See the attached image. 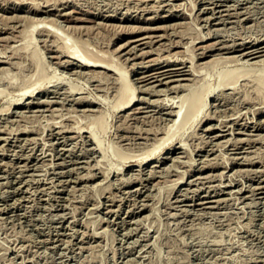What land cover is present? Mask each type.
Masks as SVG:
<instances>
[{
  "label": "rangeland",
  "instance_id": "374dc122",
  "mask_svg": "<svg viewBox=\"0 0 264 264\" xmlns=\"http://www.w3.org/2000/svg\"><path fill=\"white\" fill-rule=\"evenodd\" d=\"M24 1H26V2H24ZM34 1H35V4L40 3L39 7H42L43 10L45 9L48 12L46 11L44 13L40 12V13L35 14L33 11H31L35 7ZM141 1H143V2H141ZM169 1L168 0H157V1L156 0H145V1L144 0H132V1L131 0H0V51H2V49H3V51H6L5 52L6 54L2 51L5 55L2 52H1V54H3V55H0V108L1 107L3 108V109L1 108L3 113L0 111V116H1L0 125L3 126V128H0V130H1L0 131L1 132L0 133V135H1L0 136V139H1L0 145L4 146V147L0 146V148H1L0 149V157H1L0 158V166H1L0 167V193H1L0 194V199H1L0 200V264H264V206H263L264 204H262V203H264V201H263L264 200V190H263L264 188L254 189L255 187H257L259 185H264V184H262V183H264V176H263L264 175V169H263L264 157L262 156V155H264V123H263L264 118H262V117H264V113H260V114L259 113L256 114V112L251 113L252 109H253V111L255 110L254 106L253 105H249V106L244 105L245 107L244 106L243 107L246 109V111H245V109L242 110L243 109L242 106H240L241 107L240 111L241 112L244 111L242 114L246 113L247 115H243V119L241 121L240 120H237V121L236 120H227V121L226 120H220L219 121L220 117L222 119H224V117L221 115L219 117L217 116L218 120L217 119L216 120H209V121L203 122V123L198 122V120H190L189 122H187L185 124L184 123H180V124L177 123L176 124V122H178L177 119L179 120V118H180V113H179L178 114L179 116H177V119L175 120L176 122L172 126L171 122H173L172 121L173 118H171V117H174L173 114L172 115L170 114L169 116H167V114L163 113V110L160 109V106H158L159 105L158 102L163 101V99L160 96H162V97L165 96L164 100H168V101L171 99V97H173V99H175L178 96V99H179V97H181L182 94H184V92L188 90V88H186V87H189L187 83H190L189 85H192V87H194V84H195V86H197L200 83H204V85H206V82L210 83V84L216 83V81L218 80V77H216L217 73L213 72V69L209 70L207 67H203L205 70V71H203V73L204 72L207 73V74L204 73V76L202 73L199 75L195 72H197L196 70H199V69L201 71L199 70L198 72H202L203 68L201 67L198 69V67H199V64L201 65V62L204 59H207V58L211 59V57L215 58L213 56L214 55L216 56L217 54L219 55V53L221 54V56L219 55L221 57L220 60L224 59L225 56L228 54H229V56L233 55L234 53L238 54V51H227L226 49H221L220 47H221V45H223V43H224V45H227V44H229L228 42H230L229 45H233V44H237V43H241V42L252 43L253 41L254 42L261 41L264 37V0H245L246 2L244 0H240L239 1L240 3L237 2L238 4H236V2L234 0H233V2H235V3H233L232 0L224 1V3L222 0L221 1L220 0H204V1L203 0H200V1L199 0H169ZM193 1H196V2H194V4H193ZM43 2H44V4H43ZM138 2L140 4H138ZM165 2H166V5L168 4L167 6L165 5ZM176 2L178 3V5H177L178 7L176 6V4H177ZM220 2H222L223 4ZM24 3H26V4H24ZM45 3H47V5ZM61 3H63V4L60 6ZM179 3H181V5H179ZM212 3H214V4H212ZM243 3H244V5H243ZM50 4H52V5H50ZM151 4H153V5L150 6V9H149L148 6ZM155 4H156V6H155ZM172 4H174L176 6V8ZM192 4L194 5V8H195L194 11H192L193 8H190V7H193ZM219 4H220V6H217ZM141 5H142V9H141ZM211 5L213 6V10H212ZM224 5L226 6L225 8L222 7ZM51 6H52V10H51ZM77 6H79V7H77ZM153 6L155 7V10H154ZM157 6L160 9L159 8L157 9ZM172 6L174 7L173 10H172ZM231 6H232V8L230 9L229 7H231ZM14 7L16 8L15 10H13ZM46 7H47V9H46ZM143 7H146V8H143ZM167 7L171 8V10L168 9ZM233 7H235V9H233ZM243 7H245L246 9ZM29 8H30V10H29ZM200 8H202V11ZM8 9H9V11H8ZM181 9H183V10H181ZM190 9H191V11H190ZM237 9H238V11L239 10L240 11L238 12ZM247 9L249 11H247ZM56 10H57V12H56ZM68 10H70V11H68ZM125 10H127V11H125ZM50 11H52V12H50ZM100 11H102V12H100ZM141 11H142V13H141ZM173 11H174V13H173ZM221 11L222 12L224 11L225 13L224 12L222 13ZM230 11L232 12V14L230 13ZM29 12H30V15H28ZM65 12H67V13L65 14ZM88 12H90V13H88ZM154 12H155V14H153ZM190 12L191 13L193 12V13L190 14ZM195 12H199V13H197L198 15ZM219 12H221V13L219 14ZM14 13H16V15L18 13H20L23 16L20 15L21 16L20 17L19 14L16 16V15H14ZM156 13H159V14H156ZM212 13L214 14L215 17L213 16ZM234 13H236V17H235ZM238 13H239V15H238ZM32 14H34V15H32ZM12 15L16 16V17L12 18L13 17ZM24 15L26 17V20L24 18ZM31 15L33 17L35 16L34 19L36 17L40 18L42 16H43L42 18H46L47 16L49 18L55 17L57 25L62 30V31L61 30H59V31L65 35L68 44H70L71 46L76 47V49H78L77 54L79 53L82 55V54H84V51H86V50H88V51L90 50L89 52L96 50V51H98V52H96V54L103 55L106 58H110V56H111L113 58V60H115V63H117L118 60H121L120 62L117 63V66L122 67L123 65H126V67L124 66L122 68H125V70L128 69L127 72L129 74L126 72L128 74V77L130 75V77L132 78L131 81L132 82L135 81L134 83H136L135 84L136 90H137L136 91V94H137L136 100L139 101V103H137L136 106H138V104H139V106H145L144 107L145 111L137 112L135 115L136 118H134V120L129 121V123H128V120H124V121L120 120V122H119V118L117 116L120 113H122L123 111L119 112L113 106V104L115 102L114 93L117 90L116 88H118V86L116 84L119 85V83H118L119 81H117V79H115V76L116 75L118 76V73H119L118 70L116 69V71L114 70V73H110L111 76H109V77L106 76L107 79L111 78V79H109V81L108 80L106 81L105 77H102V76H99L100 78L102 77L101 79L100 78L94 79L92 77L93 75H92L91 70L89 71V69H87V68H83V67L77 68V66L75 64H68V66H65L67 64V63H65L67 56L59 54V52L56 51L54 48L49 49V48L44 47L41 42L45 38V36L44 35L40 36L38 33H36L35 30L32 32V35L36 38V43L38 42V44L41 45V46L38 45V47L39 48L41 47L40 49L42 51L44 49L46 51V52L43 51V52H45L44 54L46 55L45 56L43 54L44 57H46V58H44V59H46L45 61L50 59L49 60L50 62L49 61L46 62L47 63V71L50 73V75H56L57 77L63 78L64 81L62 83H59V84H61L60 85L61 87L59 85L57 88L54 86H50L48 92L46 91V92H42V93H38V94H33L32 97L30 96L31 98H29L27 96L23 97L24 98V99H22L23 104L21 103V105H23V107H18V108L11 107L10 108L11 110L10 109H8V111L5 110L4 106L9 101L19 97V90L16 89V85L21 84V83H27L29 80H31L29 78H32V79L34 78V74L32 72L35 70V67L32 65L31 61L28 60V58H26L23 55H19L20 53H22L21 51L25 50V49L21 50V48H22L21 46H23L24 43L26 44L28 41V38H27V41L25 39V42H24L23 38H21V36H22L21 33L23 32V30L25 28H27V26H29L32 23L31 20H34L31 17ZM65 15H67V17ZM103 15H105V16H103ZM150 15H152L154 17H152ZM201 15L203 16V18H201ZM206 15L208 17L205 18L204 16H206ZM27 16L29 19H27ZM195 16H196V18H195ZM197 16H198V18H197ZM199 16H200V19H199ZM245 16H247V17H245ZM18 17H19V19H16ZM217 17H219V19ZM220 17H221V19H220ZM8 18H10L11 20H9ZM83 18H85L86 20ZM193 18H195V19H193ZM241 18L242 19L244 18L243 20H245V21H243ZM226 19H229V20L226 21ZM29 20L31 21V23ZM219 20H221V21H219ZM232 20H234L237 23H235ZM26 22H28L29 24L27 23V25H25V28H24L23 23L26 24ZM98 22H99V24H98ZM212 22H214V23H212ZM7 23L8 24L10 23L9 24L10 26ZM12 23H15V24H12ZM11 24H12V27H11ZM128 24L132 25L131 28L134 27L136 29L133 28L134 29V31H133V29H130V26L127 27ZM213 24H215V25H213ZM21 25H22V27H21ZM139 25H140V28H139ZM200 25H201V27H199ZM225 25H227V26H225ZM5 26H7V27H5ZM206 26L208 28H206ZM216 26H218V27H216ZM14 27H16V28L14 29ZM20 27L22 28V31H21ZM144 27H145V29H144ZM156 27H158V28H156ZM214 27H216V28H214ZM225 27H226V29H225ZM12 28H13V31H12ZM19 28H20L21 32L19 31ZM219 28L222 30H220ZM17 29H18V31H16ZM200 29H201V31H200ZM208 29L209 30L211 29L210 31L212 32L210 34L211 35L210 38H208V40H201L200 36H203V34H204V36H206L207 33H210V31ZM215 29H217L216 32H215ZM205 30L207 33L205 32ZM219 30H220V32H218ZM11 31H12V34L10 33ZM202 31H204V33ZM13 32L14 33L16 32L15 33L16 35H14ZM18 32H20V33L18 34ZM213 32L216 34H214ZM146 33L148 34V35H145V39H146L145 41H147V43H145V42L142 43V41H144L143 40L144 38L142 40H136V41L134 40L136 37L138 38L139 36H144L143 34H146ZM197 33H198L199 37L196 38V36H197L196 35L195 38H193L194 35ZM240 33H241V35H246L247 38H249V40H246L247 39L246 36L245 37L240 36ZM159 34L161 36L160 38L157 37V36H159ZM212 34H213V36H212ZM221 34H223V35H221ZM258 34H259V36H258ZM7 35H8V37L10 36L11 39H10V37L4 38V36L6 37ZM149 35L152 37L151 40H150L151 37ZM152 35H154L155 37ZM12 36H14V37H12ZM221 36L223 39H221ZM226 36H227V38H226ZM256 36H258L259 38ZM260 36L262 37V39ZM16 37H18V38L16 39ZM19 37H20V39H19ZM180 37H183V38L181 39ZM206 37H209V36L207 35ZM254 37H255V39H254ZM12 38L14 40H12ZM132 38H134V39H132ZM169 38H171L172 40L176 39V40H173L174 44L172 41H170L171 39L168 40ZM191 38H192V40L194 39L193 40L194 42H191ZM216 38H218V39H216ZM244 38H245V41H243ZM128 39H130L131 41ZM195 39H198V40H195ZM219 39L221 41H219ZM230 39L232 41H230ZM19 40H21V41H19ZM178 40L184 41V43L183 42L181 43V41L179 42ZM215 40H217L216 44L218 46L215 44V46L213 48V52L212 51L209 52L205 58H199V55H198V53L200 52L199 50H202L199 47L206 45L204 43H207V44H208V42L209 43H211V42L215 43ZM240 40H242V41L239 42ZM13 41H16V42L18 41V42L16 43ZM177 41L179 42V44H177ZM250 41H252V42H250ZM123 42L125 45L122 44ZM136 42H138V43H136ZM20 43H21V45H20ZM134 43L136 46H134L133 49L136 47L134 50L136 53H138V55L136 54L137 56H135V52L131 47L132 46L131 44H134ZM150 43H151V45H150ZM185 43H188V44L191 43L190 44L191 47L186 44L187 45V48H186ZM119 44H121L123 46H121ZM14 45H16V46L14 47ZM117 45H119V47H117ZM195 45H196V48L193 47ZM197 45H198V48H197ZM9 46H13L14 48L19 46L17 48V51L18 52L20 51V52L18 53L16 51V49H14L13 47H12L13 49L10 47L11 48V50H10ZM42 46H43V48H42ZM152 46H154L155 49ZM167 46H168V48H167ZM6 47L8 48V50ZM117 48H120V49L116 50ZM130 48L132 49V51L129 50ZM151 48H153V49H151ZM162 48L163 49L165 48L164 49L165 51ZM184 48L186 49V51L189 48L187 53L189 51H190V54H192V53L194 54V52H197V53H196V55L192 54L193 56L191 55L192 56L191 57L190 54L187 55L186 51H184L185 50ZM18 49H20V50H18ZM125 49L128 51H126ZM159 49H160L159 52H153V50L157 51ZM178 49H180L179 51L181 53H182V51H184L183 53H185L186 55L179 53L177 51ZM111 50H113V51H111ZM141 50L143 52L144 51H146V52L142 53ZM175 50L177 51L176 54H175V52H176ZM191 51H193V52H191ZM11 52H13V54ZM116 52L120 54V55L118 54V56H117L118 60H116L117 59V57L115 56V55H117ZM7 53H9L10 56ZM94 53H95V51H94ZM100 53H102V54H100ZM146 53H147V55H146ZM153 53H155V54L158 53L160 55L157 54L156 56H158V57H156L155 54H153ZM57 54H59V55L56 56ZM111 54H113V55H111ZM133 54H134V56H132V58H131L130 56ZM142 54H145V55L143 56ZM164 54L166 55V58H173V59L176 58L177 56H181V55L185 56L186 59L184 58V56H181L182 58L181 57L176 58L178 60L179 59L185 60L184 61L185 63H183L185 65L182 68L183 70H182L181 74L165 77L162 79V81H160L158 79H157V81L150 79V80H152L150 82V81H139L138 79H135V78H137V76H139V74H141L139 72H143V71L147 70L148 68H151V67H146L147 65H149L148 63H153L154 59L158 60L157 58H159L158 61H161V59H162L161 55H164ZM168 54H169V56H172V57H168L167 56ZM16 55H18V56H16ZM165 55L163 56V59H164ZM19 56H21V57H19ZM22 56H23V58H22ZM113 56H115V57H113ZM119 56L121 59L119 58ZM186 56L190 57V58L187 59ZM219 56H217V58H220ZM55 57H58V58H55ZM129 57H130V59H129ZM153 57H156V58H153ZM226 57H228V56H226ZM5 58L8 61H6ZM125 58H128L127 60L129 62ZM191 58H193V59L195 58L196 61H195V59L191 60ZM1 59H3V60H1ZM12 59H13V61H12ZM58 59L60 62L58 61ZM143 59H145V60H143ZM124 60H126V61H124ZM139 60L141 62L142 61L143 62L141 63V62H139ZM199 60H201V62H198ZM56 61H58V62H56ZM61 61H63V62H61ZM88 61H90V60H88ZM122 61L125 62V64L122 65L121 64V63H123ZM250 61L254 62L253 59ZM13 62L15 64H13ZM134 62H135V65L133 64ZM220 62L223 63L222 61H219V63ZM259 62H260L259 60L255 61V63H259ZM221 63H220V65L217 64L218 66L216 65L217 69H218V67L220 68V67H225V66H231L234 64V63L232 64V62L226 63L227 65L225 63L224 64H221ZM194 64L195 65L198 64L195 66V67L198 66L196 69H195V67H193ZM191 65H192V69H191ZM127 66H128V68H127ZM1 67H3V68H1ZM81 68H83V69H81ZM189 68H190V70H189ZM216 68H214V69H216ZM74 69H76V70H74ZM77 69H78V72H76ZM134 69H136V70H134ZM185 70H186V72H185ZM147 72H149V70L146 71V73ZM83 73H85V74H83ZM87 73H89V74H87ZM192 73H193L194 77L196 75V77L198 78L197 80H196V78L193 79V75H191ZM99 74L101 75V73H99ZM90 75H92V76H90ZM112 75H113V77H112ZM175 76H177V77H175ZM201 76H203L204 79H202ZM170 77H171V79H173L175 77L174 78L175 80L174 81L171 80V81L167 82V80H169ZM97 79L98 80L100 79L99 80L100 82L97 81ZM189 79H190V82H189ZM194 80L199 82V84H197ZM198 80H201V81H198ZM111 81H113V82H111ZM164 81H166V82H164ZM177 82H178V84H177ZM182 82L184 84H186L187 86L186 87H185V85L182 86L183 85ZM13 84L15 85V87ZM49 84H52V82ZM154 84H155V86H154ZM174 84L179 85L178 87H180V88L178 90L171 89L172 88L171 86H175ZM70 85H73L74 87H78V88L77 89L75 88L76 90L75 89L69 90ZM139 85L141 86L140 88H138ZM149 85H153L154 88H153V86H149ZM166 86L167 87L170 86V87H168L169 89L166 88ZM113 87H115V88H113ZM163 87L166 88L167 90H165V89L161 90V89H163ZM148 88H150V89H148ZM155 88H157V89H155ZM158 89H159V91L161 90L160 93H159V91H157V93H156V90H158ZM153 90H155V91H153ZM143 91H145V92H143ZM165 91H166V93L169 92V94L168 93L166 94ZM153 92H155V94ZM57 94H58V96H57ZM72 94L74 96L75 95L76 96L74 97ZM172 94H174L176 96H174ZM180 94H181V96H180ZM62 95H64V96H62ZM158 95H160V96H158ZM168 95L170 96V98ZM65 96L67 97L66 99H65ZM80 96H84V97H86V99H89V97H90V100L96 99L97 101L95 100L96 102H93V103H89V102L79 103L76 101V98H78ZM47 97L49 99H51V97H52L53 100L51 99L52 101L51 100L49 101V99ZM53 97H55V98H53ZM156 97L159 99H156ZM44 98H46V99H44ZM72 98H74V100ZM55 99L57 100L58 103L55 102L56 101ZM150 99H151V101L152 100L153 101L156 100V101H154L152 103V102H150ZM39 100H40V102L42 100L43 101L47 100V101H49L50 104L47 101H46L47 104H46V102L40 104ZM175 100H177V99H175ZM207 101H211L212 105L214 103L218 102V100L213 101V98L211 96H209L207 98ZM227 101H228V103H227ZM37 102H39V104ZM225 102L226 103L223 104V106L229 107L228 108L229 110L227 109V107L222 108L223 106H219L220 108L219 107L216 108L217 111H219L218 109H220L219 113H222L221 109H224V111L226 110L227 112H231L233 110V107L235 106L234 107V109H235L238 105L237 103L235 104V102L233 100L232 101L226 100ZM61 103H62V105H60ZM230 103L232 105V109L230 107L231 106ZM50 105H52V106H50ZM177 105H178V103H177ZM257 105L261 106V104H255V106H257ZM46 107H49L50 109H48V108L46 109ZM99 107L102 108L106 112L107 126H106L105 130H100V131L98 130L97 136L99 138L98 140L100 142L101 148L95 150L93 148L94 146L99 148L98 145H96V142L93 143V141H91V139H89L87 137V135H88L87 132L83 133L81 130H79V128L82 126V124L83 125L86 124V119H89V121H90L91 120L90 118L92 115L95 116V114H97L96 112L102 110V109H98ZM61 108H62V110H60V112H59V109H61ZM177 108L178 107H176L174 109L176 110ZM31 109L35 113H33ZM40 109H42V110L39 112ZM54 109H55V111H54ZM95 109H96V111H95ZM236 109H239V107H237ZM21 110H23V111H21ZM83 110L85 113L83 112ZM149 110H151V111H149ZM5 111L8 113H6ZM91 111H92V114H90ZM161 111H162V114H161ZM240 111L236 114L241 113ZM21 112L26 113V115L21 113ZM42 112H44L46 115L43 114ZM54 112L56 115L53 114ZM58 112L60 113V114H58L59 117H61L60 116L61 113H62V116H63V113L66 115L64 116V118L63 117L59 118L57 115ZM148 112H150V113L148 114ZM18 113H20V114H18ZM81 113H83L84 116H82ZM88 113L90 116L88 115ZM143 113L146 115L148 114V115L146 116ZM159 113L161 115V117H159V119L161 121L158 120ZM28 114L30 116H34V115L37 116L38 115V117L34 116V118H32V117L29 118ZM42 114L45 117H43ZM236 114L234 116H236ZM252 114H254V115H252ZM67 115L70 118L67 117ZM85 115H87L86 117H88V118H86ZM151 115H152V117H151ZM153 115H154V117H153ZM24 116L25 117L27 116L29 118V120L27 117H26L27 121L24 120L25 119ZM51 116H52V120H51ZM93 116H92V118H93ZM141 116L142 117L144 116V120H143V118H141ZM155 116H157V117H155ZM165 116H167V117H165ZM11 117H12V121H10ZM49 117H50V119H49ZM247 117L248 118L252 117V119L249 118L250 120H248ZM138 118H140V119L138 120ZM162 118H163V120H162ZM244 119H245V121L247 120L248 123L245 122ZM14 120H17V121H14ZM18 120H20L21 122ZM50 120L52 122H53V120H55V122H57V123H55V122L52 123ZM165 120H168V121L165 122ZM262 120H263V122H262ZM9 121H10V123H8ZM60 121H62L63 124L65 122L64 125L68 126L69 128L71 126H73V127H71L72 130L65 132V135H64V133H58L57 134L55 131L56 129L52 130L50 125L51 124H53V125L58 124L59 125ZM89 121L87 120L88 123H89ZM169 121H170V123H169ZM231 121H234V122H231ZM5 122H6V125L4 124ZM16 122L17 123L20 122L21 125H20V123L17 124ZM124 122L127 124H125ZM139 122H140V125H139ZM197 122L200 124H198ZM213 122L215 123V125L213 124ZM218 122H220L221 125H219L220 123H218ZM22 123H25V124H23V126H22ZM62 123H60V124H62ZM77 123H82V124H78L79 128H78V125L76 128L75 124H77ZM229 123H230V127H229ZM232 123H233V125H232ZM245 123H247V124H245ZM163 124H165V125L168 124L171 126L170 130H169L170 132H168V134L169 133L173 134V136H172L173 141L172 142L175 144V146L177 147L178 145L183 144L184 145L183 147H185V150L183 148H178L173 154L172 153H165L167 150L168 144H170V141L168 142L167 140H165V141H167L166 143H168V144L166 145V143L164 141V143L162 145L164 147V149L162 151H160V152H162V153H160V155L167 154L168 157L166 158V160H164L163 162H159V163H157V161H152V164L150 162L147 167H144V168L140 167L138 165L139 159H141V157H145V155L147 154L146 151L149 150L151 147L153 148L155 146V144L158 145L160 142H162L164 140V137L167 138L170 135V134L167 135L166 134L167 132L162 129V127L165 126ZM255 124L257 127L255 126ZM4 125L8 126V128H11V129H12V126L14 125L13 127H14L15 132H11L12 130L8 129ZM25 125L29 126V128L25 127L23 129V127ZM48 125L50 126V128ZM133 125H134V127H133ZM135 125L138 128L135 127ZM217 125H219V126H217ZM226 125H228V126H226ZM262 125H263V127H262ZM2 126H0V127H2ZM16 126L18 128L20 126L22 127V128H19L22 133L19 131V129ZM30 126L34 127V128L33 127L31 128V131H33V132L30 131ZM127 126H129V127H127ZM147 126H150V127H148L149 131L147 130L148 128H145ZM203 126L205 127L204 130L202 128ZM207 126L210 127V129L207 130ZM125 127H127V128H125ZM152 127L154 128V130ZM157 127H159V128H157ZM165 127H168V126H165ZM165 127H163V128H165ZM198 127H199V129H198ZM224 127H226V128H224ZM238 127H239V130L236 129ZM4 128H7L8 130L4 131L5 130ZM143 128H145V129L143 130ZM25 129L27 130V132ZM33 129H35L36 131H34ZM156 129H158V130H156ZM165 129H167V128H165ZM231 129H233V130H231ZM16 130H18V131H16ZM242 130H245V131H242ZM248 130H250V131H248ZM76 131H78V132H76ZM136 131H137V133L139 131V133L136 134ZM153 131H155L156 134ZM157 131H159V132L157 133ZM216 131H217V133H216ZM48 132H49V134H48ZM221 132H223V134ZM251 132H253L254 134ZM258 132L261 134V137H260V134ZM25 133H27V135ZM78 133H80V134H78ZM145 133H146V135H144ZM153 133H154V135H153ZM197 133L199 134V136H197L198 135ZM256 133H258V134H256ZM15 134L18 135L19 137L18 136L15 137ZM37 134H39V135H37ZM44 134H45V137H43ZM67 134H69V135L67 136ZM76 134H78V135H76ZM158 134L161 135L160 137L163 136V140H162V138L160 140H158V138H159V136H157ZM210 134H212L211 135L212 139L210 137ZM216 134H220V135L218 136ZM229 134L231 137L229 136ZM234 134H236V135H234ZM56 135L57 136L59 135V136L57 137ZM136 135L137 136L139 135V136L137 137ZM143 135L146 137H144ZM195 135H196V137H195ZM214 135H215V137H214ZM243 135H244V138H245V136H248V137L246 139H244V138H242ZM27 136H29V137L27 138ZM72 136H73V138H72ZM130 136H131V138H130ZM151 136H153V137L157 136L156 138L159 142L155 139V137L154 138L152 137L153 138L152 139ZM237 136H239L241 139H239V137H237ZM255 136L256 137L258 136L257 139L259 141L255 138ZM35 137L37 138V141L39 140V143L36 141ZM46 137H48V138H46ZM121 137H122V139H121ZM200 137H201V139H200ZM4 138L7 139V142L5 141ZM45 138H46V140H45ZM70 138H72V139H70ZM82 138H83V140H82ZM224 138H225V140H224ZM250 138H252V139H250ZM33 139H35V140H33ZM75 139L78 140V142ZM129 139L131 141H129ZM203 139H204V141H203ZM207 139H209V140H207ZM218 139H220L219 140L220 143L222 141L223 145H218L219 142L217 145H215ZM236 139L241 142L238 146L239 148L236 149L237 151L235 149H231L232 145H230L231 142L237 141ZM14 140H16V142ZM22 140H25V141H22ZM168 140H170V139H168ZM247 140H248V142H247ZM42 141H44V142L47 141V143L44 145V142H42ZM62 141H64V142H62ZM212 141H214V142H212ZM226 141H229V142L225 143ZM2 142H3V144H2ZM53 142H54V144H56L55 147H53L54 146V144H52ZM70 142H72V143H70ZM85 142H86V144H84ZM154 142H156V143H154ZM203 142H205V143H203ZM250 142H252V144ZM22 143L24 145H25V143H27L26 145L28 147L30 145H34L36 143L34 145L36 148L34 146H30V148H28L26 145L24 146ZM76 143L78 145H76ZM50 144L53 146H51ZM204 144H205V146H204ZM225 144H227V145H225ZM44 146H45V148H44ZM65 146H66V148H65ZM218 146H220V147H218ZM222 146L224 147V149L222 148ZM244 146L246 149L244 148ZM11 147H12V149H11ZM60 147H62V148H60ZM68 147L70 148V150L68 149ZM75 147H77V148L74 149ZM79 147H81L82 149ZM200 147H202V148H200ZM206 147H208L209 149ZM213 147H216V148L213 149ZM21 148H24L25 150L21 149ZM63 148H64V150H63ZM86 148H87V150H86ZM219 148L222 150L219 151ZM60 149H62L63 151ZM115 149H119L122 151V153H125L124 157H126L127 155H129V156L134 155V156H131L133 158L127 157L126 160H124V162H127V163H125V165H127V166H126V169L123 166V169H121V171L119 172L120 174L116 170L118 167H122V166H120V165H122V158H120L116 155ZM239 149H243V150L239 151ZM249 149L252 150V152L251 151L248 152ZM11 150L12 151L14 150L16 152L13 153ZM40 150L41 151L43 150L42 153H40ZM48 150H49V152H48ZM72 150H75V151H72ZM229 150H231V151H229ZM3 151H5V152H3ZM26 151H27V153H25ZM218 151H219V154L221 152L220 155L218 154ZM223 151L225 152V155L228 152L227 153V155L229 154L228 157H227V155L226 156L222 155V154H224ZM240 152L242 154H244L245 157ZM245 152H247V153L245 154ZM22 153H24V154H22ZM141 153H146V154L142 155ZM251 153L254 154V156L253 155L250 156ZM11 154L14 156H12ZM170 154H171V156H170ZM231 154L233 157L230 158ZM10 155H11V157H10ZM80 155H82V156H80ZM178 155H179V157H178ZM214 155H216V156L214 157ZM236 155H238V156H236ZM44 156L45 157L47 156V157L45 158ZM78 156H79V158L77 159ZM173 156H175V157H173ZM203 156H204V158L202 159L201 157H203ZM222 156L223 157L225 156L224 158H227L224 160L225 161L224 165L221 163V162H223V159H221ZM234 156H236V157H234ZM246 156H249L247 158V160H246ZM49 157H53L52 160H50L51 158H49ZM81 157H82V159H81ZM90 157L93 161H91ZM172 157H173V159H172ZM189 157L190 158L192 157L193 159L192 158L190 159ZM205 157H208V158L205 159ZM216 157H219V158H217V160H216L215 159ZM260 157H262L261 158L262 163H260L261 162ZM243 158H245V159H243ZM26 159H27V162H26ZM45 159L46 160L48 159V160L46 161ZM72 159H73V161H72ZM87 159H90V162ZM179 159L181 160V162L183 160L182 164H181ZM199 159L202 161H200ZM249 159L253 160V162L250 161ZM254 159H256V160H254ZM42 160H44L43 161L44 163H42ZM49 160L51 161V164H50ZM176 160H178V161H176ZM194 160L196 162L198 160L199 161L196 163V162H193ZM207 160H208V162H207ZM227 160L229 162L230 161L231 162L229 163ZM259 160H260V162H259ZM10 161H12V162H10ZM16 161L18 162V164ZM56 161H57V164H56ZM63 161L66 163V165H65V163H63ZM184 161H186V162H184ZM243 161H245V162H243ZM97 162H98V165H97ZM201 162H203L204 164L207 163V164H205V165H207V168L198 172L197 166L201 165ZM210 162L216 163L215 166L213 163H210ZM5 163H7V164H5ZM11 163L14 165H12ZM29 163H31V164H29ZM40 163H42L41 164L42 166L40 165ZM47 163H49L50 165ZM173 163H176L175 164L176 169L173 167V166H175ZM192 163H194V164H192ZM195 163H196V165H195ZM22 164H24L25 166H28V167H25ZM75 164H76V166H75ZM83 164L86 165V167ZM87 164L91 167H89V166L87 167ZM169 164H170V166H171V164H173V165L170 167ZM227 164H229V165H227ZM245 164H247V165H245ZM249 164H251V165L249 166ZM6 165H8V166H6ZM95 165H96V167H95ZM13 166H14V168H12ZM18 166H20L22 169ZM22 166L25 167V169ZM71 166L72 167L75 166V167L72 169ZM225 166H228V167H225ZM237 166L239 167L238 170H237V168H238ZM4 167L5 168L7 167V168L5 169ZM161 167L164 169H162ZM245 167H247V168H245ZM250 167L253 169H250ZM254 167H255V169H254ZM51 168H52V171H51ZM57 168H58V171L55 170V172H54V169H57ZM90 168H91V170H89ZM156 168H157V170H156ZM168 168H170L169 169L170 171H168ZM260 168H261V170H260ZM3 169H5V170H3ZM42 169L45 171V173ZM61 169H64V171ZM138 169L139 170L141 169V170L139 171ZM187 169H188V171L186 172L185 170H187ZM234 169H236V172L234 171ZM258 169H259V171H258ZM10 170H12V171L10 172ZM59 170H60L61 174L59 173ZM96 170H98V171H96ZM148 170H152V171L154 170L155 175L153 174L151 176V173H149ZM222 170H223V172H222ZM253 170H255L256 172L255 171L253 172ZM3 171H4V173H3ZM77 171H80L79 174ZM93 171H95V172L93 173ZM100 171L104 174H102ZM166 171H167V173H165ZM224 171H225V173H224ZM249 171H252L251 172L252 174ZM22 172H23V174H21ZM82 172H84V174L86 173L85 175L83 174L84 177L82 175ZM88 172L90 173V175ZM114 172H115L116 176H115ZM160 172L161 173L164 172V173L161 174ZM232 172H233V175H235V177L232 175ZM91 173H93L94 175ZM181 173H183L185 175H183ZM213 173H215L214 175H216V176H214ZM220 173H221V177H222V175L224 176V178L222 177L223 180L219 176ZM2 174H3V176H2ZM6 174H7V176H6ZM9 174L11 176H9ZM87 174L90 177H88ZM139 174H141L140 176H142V177L144 176V177L141 178L139 176ZM158 174H160V175H158ZM205 174H208L209 178ZM248 174H249V176H248ZM31 175H32V177H31ZM120 175H121L122 179L120 178ZM210 175L211 176L213 175L214 177L213 176L211 177ZM4 176L6 177V179L3 178ZM25 176L28 177V179ZM42 176H44L45 178ZM54 176L58 177V178H55ZM68 176L71 177L73 180L71 178H69ZM74 176H75V178H74ZM122 176L125 177L128 181L125 178H124V181H121V180H123ZM134 176H137L138 179L136 180L137 177H134ZM218 176H219V178H218ZM133 177L135 178L136 182H135ZM181 177H184V178H181ZM32 178L34 180H32ZM35 178H36V181H35ZM50 178H52V179L50 180ZM234 178H236V179L233 180ZM41 179H42V181H41ZM66 179H67V181H66ZM140 179L142 181H140ZM8 180H10V181H8ZM57 180H59V181H57ZM62 180H63V182H62ZM74 180H76V181L78 180V181L76 182ZM95 180H97V181L95 182ZM207 180H209L210 182ZM185 181H186V183H185ZM203 181H204L205 185H204ZM21 182H23L22 185H21ZM52 182H54L55 184L58 182L56 184L57 186H55V184ZM126 182L128 184H125ZM175 182H176V185H175ZM189 182L191 183V185ZM221 182L225 183V185H223V184L221 185ZM240 182H241V184H240ZM4 183H5V185L7 183L8 184L5 186ZM17 183H19V184H17ZM66 183H67V185H66ZM214 183H216V184H214ZM218 183H220V184H218ZM68 184L71 186H68ZM152 184H153V186H152ZM200 184H202L203 187ZM249 184H250V186H249ZM256 184H257V186H256ZM75 185L77 186L78 190L75 189ZM219 185H221V186H219ZM240 185H243V186H240ZM3 186H5V187H3ZM72 186L74 188H72ZM138 186H139V188H137ZM248 186L250 189L248 188ZM55 187H57V188H55ZM149 187H151L150 188L151 190L149 189ZM13 188H15V189H13ZM43 188H45V190ZM50 188H52V189H50ZM60 188L61 189L63 188V189L61 190ZM67 188L69 191L66 190ZM206 188L207 189L210 188L209 191ZM211 188H212V190H211ZM228 188L229 189H235L236 188L238 190L235 189L234 191L233 190L231 191ZM239 188H241V189H239ZM23 189H24V191H23ZM72 189H73V191H72ZM201 189L204 191H202ZM19 190H21V191H19ZM121 190H122V192H121ZM126 190L127 191L131 190L132 192L131 191L127 192ZM137 190L139 191V193L137 192ZM210 190H211V192H210ZM245 190H247V191H245ZM254 190H256L255 193H253ZM42 191H44V192H42ZM260 191H262V192H260ZM3 192L6 194H4ZM130 192L132 194H130ZM257 192H258V194H257ZM9 193H10V195H9ZM14 193L16 196L14 195ZM23 193H24V195H23ZM242 193L244 195H242ZM17 194H18V196H17ZM58 194H60V195H58ZM148 194L150 195V197ZM25 195H26V197H25ZM51 195H53L54 197L52 196V198H51ZM125 195H126V197H125ZM107 196H108V198H107ZM112 196L114 197V199ZM182 196H185V197H182ZM206 196H208V197H206ZM105 197L107 198V200ZM118 197H120L122 199L119 198L120 199L119 200ZM191 197L192 198L194 197V198L192 199ZM197 197H198V199H197ZM217 197H218V199L216 200ZM226 197L227 198L230 197V198L226 199ZM240 197H242V198H240ZM63 198H65V199H63ZM130 198H131V200H130ZM181 198H182V201L177 200V199H181ZM200 198H202V199H200ZM207 198H208V200H207ZM210 198H211V200H209ZM219 198H223V199L219 200ZM255 198L258 200V203H257V200ZM49 199L51 201H49ZM127 199L130 201L127 202ZM108 200H109V203H108ZM118 200L121 201V205L118 202ZM202 200H205L207 202H201ZM218 200H219V202H218ZM234 200H235V202H234ZM236 200H237V203L239 202L238 204L236 203ZM238 200H240V201H238ZM254 200H255V202H253ZM98 201H99V203L101 201V203L99 204ZM110 201L113 203H111ZM170 201H173V202H170ZM197 201H199V202H197ZM7 202H8V204H7ZM12 202H14V204ZM144 202L145 203L147 202V204H145ZM182 202H184V204ZM217 202H218V204H216ZM19 203H21V204H19ZM96 203L99 204L98 207L93 206V205H97ZM177 203H179V204H177ZM9 204H11V205H9ZM26 204H29V205H26ZM59 204H60V206H59ZM63 204H65V205H63ZM84 204H85V206H84ZM131 204H132V206H134V208H132L133 210L131 209V207H132ZM1 205L4 207H2ZM53 205L55 207H53ZM181 205H183V206H181ZM186 205L188 208L186 207ZM10 206H11V208L9 209ZM117 206H119V207H117ZM19 207H20V209H19ZM95 207H96V209H95ZM169 207H170V209H169ZM182 207L184 209H180ZM192 207H195V209ZM12 208H14V209H12ZM17 208H18V210H17ZM27 208H30V209L28 210ZM114 208H115L116 212H115ZM128 208H129V210H128ZM1 209H2V211H1ZM103 209H106V210L104 211ZM138 209H140V210L138 211ZM179 210H181V211H179ZM103 211H104V213H103ZM171 212H172V214H170ZM183 212L185 213V215ZM59 213H60V215H59ZM129 213H130V216H129ZM136 213L138 215H136ZM5 215H8V216H5ZM11 216L14 218H12ZM105 216H106V218H105ZM98 217H99V219H98ZM100 217L105 218V219L100 220ZM72 218H73V220H72ZM136 218L138 219V222H137ZM107 219H108V221H107ZM111 219L114 222L111 221ZM134 219H136V220H134ZM69 220H71V221L69 222ZM122 226H124V228H122ZM63 227H65L66 229ZM129 227L131 228V230L129 229ZM133 228L135 230H137L138 232H136L135 230H134L135 232L134 231L132 232ZM128 229L130 230V232H128ZM123 230H126V231L123 232ZM81 231H82V233H81ZM128 233H130V234H128ZM60 234H61V236H60ZM87 234H89V235H87ZM93 234H96V235L93 236ZM83 235H84V237H83ZM56 236L59 238H57ZM48 238H50V239H48ZM61 238H62V240H61ZM82 238H84V239H82ZM92 238H93V241H92ZM80 239H81V241H80ZM54 245H56V246H54Z\"/></svg>",
  "mask_w": 264,
  "mask_h": 264
},
{
  "label": "bare ground",
  "instance_id": "6f19581e",
  "mask_svg": "<svg viewBox=\"0 0 264 264\" xmlns=\"http://www.w3.org/2000/svg\"><path fill=\"white\" fill-rule=\"evenodd\" d=\"M132 1V0H131ZM145 1V0H144ZM157 1V0H156ZM169 1V0H168ZM200 1V0H199ZM204 1V0H203ZM221 1V0H220ZM223 1V3H224V1H227V0H222ZM235 2H236V4H238L237 2H239L240 0H234ZM245 1V0H244ZM19 2V1H18ZM24 2H26V1H24ZM33 2V1H32ZM59 2V1H58ZM62 2V1H61ZM137 2V1H136ZM141 2H143V1H141ZM147 2V1H146ZM151 2V1H150ZM164 2V1H163ZM170 2V1H169ZM174 2V1H173ZM179 2V1H178ZM194 2H196V1H193V4H194ZM211 2V1H210ZM232 2H233V0H232ZM235 2H233V3H235ZM246 2V1H245ZM16 3V2H15ZM21 3V2H20ZM37 3V2H36ZM42 3V2H41ZM53 3V2H52ZM57 3V2H56ZM153 3V2H152ZM155 3V2H154ZM160 3V2H159ZM162 3V2H161ZM177 3V2H176ZM184 3V2H183ZM220 3H222V2H220ZM222 3V4H223ZM240 3V2H239ZM252 3V2H251ZM250 3V4H251ZM18 4V3H17ZM24 4H26V3H24ZM32 4V3H31ZM34 4H35V1H34ZM40 4V3H39ZM39 4H35L34 6V9L33 10H31V11H33L35 14L36 13H40V12H46L47 10H43V8L42 7H39ZM43 4H44V2H43ZM46 5H47V3H45ZM63 3H61L60 4V6L62 5ZM66 4V3H65ZM137 4V3H136ZM138 4H140L139 2H138ZM142 4V3H141ZM147 4V3H146ZM164 4V3H163ZM192 4V5H193ZM199 4V3H198ZM208 4V3H207ZM212 4H214V3H212ZM231 4V3H230ZM14 5V4H13ZM20 5V4H19ZM30 5V4H29ZM37 5V6H36ZM50 5H52V4H50ZM49 5V6H50ZM55 5V4H54ZM67 5V4H66ZM65 5V6H66ZM69 5V4H68ZM144 5V4H143ZM153 4H151V5H149L148 7H149V9H150V6H152ZM165 5H166V2H165ZM168 5V4H167ZM166 5V6H167ZM171 5V4H170ZM169 5V6H170ZM172 5H174V4H172ZM178 5V3L176 4V6ZM179 5H181V3H179ZM183 5V4H182ZM228 5V4H227ZM243 5H244V3H243ZM18 6V5H17ZM31 6V5H30ZM56 6V5H55ZM136 6V5H135ZM139 6V5H138ZM155 6H156V4H155ZM161 6V5H160ZM175 6V5H174ZM176 6H175V8H176ZM197 6V5H196ZM217 6H220V4L219 5H217ZM239 6V5H238ZM246 6V5H245ZM253 6V5H252ZM5 7V6H4ZM12 7V6H11ZM22 7V6H21ZM28 7V6H27ZM44 7V6H43ZM57 7V6H56ZM77 7H79V6H77ZM178 7V6H177ZM181 7V6H180ZM183 7V6H182ZM200 7V6H199ZM211 7H212V10H213V6L211 5ZM215 7V6H214ZM222 7H226L225 5L224 6H222ZM221 7V8H222ZM251 7V6H250ZM49 8V7H48ZM54 8V7H53ZM58 8V7H57ZM137 8V7H136ZM143 8H146V7H143ZM153 8H154V10H155V7L153 6ZM159 7L157 6V9H158ZM168 8V7H167ZM190 8H193L192 9V11H194L195 10V8H194V5H193V7H190ZM204 8V7H203ZM228 8V7H227ZM226 8V9H227ZM230 9L232 8V6L231 7H229ZM243 8H245V7H243ZM6 9V8H5ZM4 9V10H5ZM16 8L14 7L13 8V10H15ZM26 9V8H25ZM24 9V10H25ZM46 9H47V7H46ZM83 9V8H82ZM140 9V8H139ZM141 9H142V5H141ZM160 9V8H159ZM168 9H170L171 10V8H168ZM167 9V10H168ZM174 9V7L172 6V10ZM201 9V11H202V8H200ZM218 9V8H217ZM229 9V10H230ZM233 9H235V7H233ZM232 9V10H233ZM242 9V8H241ZM246 9V8H245ZM29 10H30V8H29ZM51 10H52V6H51ZM62 10V9H61ZM128 10V9H127ZM127 10H125V11H127ZM138 10V9H137ZM136 10V11H137ZM146 10V9H145ZM166 10V11H167ZM169 10V11H170ZM181 10H183V9H181ZM204 10V9H203ZM216 10V9H215ZM214 10V11H215ZM228 10V9H227ZM8 11H9V9H8ZM63 11V10H62ZM68 11H70V10H68ZM87 11V10H86ZM105 11V10H104ZM124 11V12H125ZM144 11V10H143ZM151 11V10H150ZM157 11V10H156ZM185 11V10H184ZM190 11H191V9H190ZM198 11V10H197ZM200 11V10H199ZM220 11V10H219ZM225 11V10H224ZM223 11V12H224ZM234 11V10H233ZM236 11V10H235ZM237 11H238V9H237ZM240 11V10H239ZM238 11V12H239ZM242 11V10H241ZM247 11H249L248 9H247ZM32 12V13H33ZM48 12V11H47ZM50 12H52V11H50ZM55 12V11H54ZM56 12H57V10H56ZM59 12V11H58ZM100 12H102V11H100ZM222 12V11H221ZM221 12H219V14L221 13ZM222 12V13H223ZM226 12V11H225ZM224 12V13H225ZM64 13V12H63ZM67 12H65V14H66ZM84 13V12H83ZM87 13V12H86ZM88 13H90V12H88ZM109 13V12H108ZM107 13V14H108ZM113 13V12H112ZM115 13V12H114ZM130 13V12H129ZM134 13V12H133ZM141 13H142V11H141ZM144 13V12H143ZM169 13V12H168ZM173 13H174V11H173ZM177 13V12H176ZM184 13V12H183ZM193 13V12H192ZM191 12H190V14H192ZM196 14L197 13H199V12H195ZM230 13L232 14V12L230 11ZM229 13V14H230ZM19 14V16L21 15L20 13H18ZM17 14V15H18ZM27 14V13H26ZM48 14V13H47ZM71 14V13H70ZM105 14V13H104ZM116 14V13H115ZM124 14V13H123ZM153 14H155V12L153 13ZM156 14H159V13H156ZM187 14V13H186ZM189 14V15H190ZM211 14V13H210ZM213 14V13H212ZM235 14V17H236V13H234ZM233 14V15H234ZM10 15V14H9ZM14 15H16V13H14ZM16 15V16H17ZM28 15H30V12H29V14ZM32 15H34V14H32ZM31 15V17L34 19V17ZM60 15V14H59ZM68 15V14H67ZM67 15H65L66 17H67ZM94 15V14H93ZM92 15V16H93ZM97 15V14H96ZM100 15V14H99ZM111 15V14H110ZM113 15V14H112ZM136 15V14H135ZM141 15V14H140ZM143 15V14H142ZM167 15V14H166ZM184 15V14H183ZM188 15V16H189ZM195 15V14H194ZM193 15V16H194ZM198 15V14H197ZM238 15H239V13H238ZM246 15V14H245ZM250 15V14H249ZM11 16V15H10ZM13 16V15H12ZM16 16H13L12 18H14V17H16ZM21 16H23V15H21ZM20 16V17H21ZM38 16V15H37ZM46 16V15H45ZM51 16V15H50ZM103 16H105V15H103ZM133 16V15H132ZM150 16H152V15H150ZM156 16V15H155ZM164 16V15H163ZM182 16V15H181ZM186 16V15H185ZM191 16V15H190ZM213 16H214V14H213ZM220 16V15H219ZM223 16V15H222ZM227 16V15H226ZM232 16V15H231ZM244 16V15H243ZM30 17V16H29ZM39 17V16H38ZM43 17V16H42ZM42 17H40V18H35L34 20H31L32 21V23H31V21H30V25L29 26H27V28H25V25H27V23L28 22H26V24L25 23H23L24 24V30H23V34L21 33V38H23V40H24V42H25V39H26V41H27V38H28V41H27V43L24 45L23 44V46H21L22 48H21V50H24V51H21L22 53H20L19 55H23V56H25L26 58H28V60H30L31 61V63H32V65L35 67V70L32 72L33 74H34V78L32 79V78H29V79H31V80H29L27 83H21V84H17L16 85V89L17 90H19V97H17V98H15V99H13V100H11V101H9L5 106H4V109L5 110H7L8 111V109H10L11 107H13V108H18V107H23V105H21V103L23 102L22 101V99H24L23 97H25V96H27V97H29V98H31L32 97V95L33 94H38V93H42V92H48V90H49V87L50 86H54V87H58V85L60 86L61 84H59V83H62L63 81H64V79L63 78H61V77H57L56 75H50V73L47 71V61H49V60H47V61H45L46 59H44V58H46V57H44V53L46 52L45 51V49L43 50V51H45V52H43L39 47H38V42L36 43V38L32 35V32L35 30L36 31V33H38L40 36L41 35H44L45 36V38L42 40V44H43V46L44 47H46V48H49V49H55L56 51H58L59 52V54H61V55H65V56H67V59H66V61H65V63H67L65 66H68V64H75L76 66H77V68L78 67H83V68H87V69H89V71L91 70V72H92V75H90V76H92L94 79H96V78H100L99 76H102V77H105V79H106V81L108 80L109 81V79H111V78H109V79H107L106 78V76H111V74L110 73H114V70L116 71V69L118 70V76L116 75L115 76V79H117V81H119L118 83H119V85L118 84H116L117 86H118V88H116L117 90H116V92L114 93V98H115V102H114V104H113V106H114V108L117 110V111H119V112H122V113H120L117 117L119 118V122H120V120H122V121H124V120H128V123H129V121H131V120H134V118H136L135 117V115H136V113L137 112H142V111H145L144 110V107L145 106H139V104H138V106H136V104L137 103H139V101L138 100H136V83H134L135 81H131V77H130V75H129V77H128V66H127V70H125V68H122V67H126V65H123V64H125V62H123V63H121L122 65V67H118L117 66V63L118 62H120L121 60H118V54L119 53H117V55H115L116 57H117V59L116 60H118V62L117 63H115V60H113V58L110 56V58H106L105 56H103V55H99V54H96V52H98V51H96V50H93L92 52H89L88 50H86V51H84V54H77V52H78V49H76V47H73V46H71L70 44H68L67 43V39H66V37H65V35L63 34V33H61L59 30H61L60 28H59V26L57 25V23H56V19H55V17L54 18H49L48 16V18L46 17V18H42ZM65 17V18H66ZM98 17V16H97ZM142 17V16H141ZM144 17V16H143ZM152 17H154V16H152ZM205 18L206 17H208L207 15L206 16H204ZM215 17V16H214ZM245 17H247V16H245ZM7 18V17H6ZM24 18H25V20H26V17H25V15H24ZM23 18V19H24ZM59 18V17H58ZM72 18V17H71ZM123 18V17H122ZM140 18V17H139ZM138 18V19H139ZM163 18V17H162ZM182 18V17H181ZM195 18H196V16H195ZM195 18H193V19H195ZM197 18H198V16H197ZM201 18H203V16L201 15ZM211 18V17H210ZM218 19H219V17H217ZM234 18V17H233ZM232 18V19H233ZM251 18V17H250ZM9 20H11L10 18H8ZM16 19H19V17L18 18H16ZM27 19H29L28 18V16H27ZM77 19V18H76ZM83 19H85V18H83ZM147 19V18H146ZM159 19V18H158ZM199 19H200V16H199ZM214 19V18H213ZM220 19H221V17H220ZM225 19V18H224ZM237 19V18H236ZM235 19V20H236ZM239 19V18H238ZM242 19V18H241ZM244 19V18H243ZM242 19V20H243ZM8 20V21H9ZM66 20V19H65ZM74 20V19H73ZM86 20V19H85ZM119 20V19H118ZM227 20H229V19H226V21ZM60 21V20H59ZM70 21V20H69ZM140 21V20H139ZM203 21V20H202ZM219 21H221V20H219ZM231 21V20H230ZM232 21H234V20H232ZM241 21V20H240ZM243 21H245V20H243ZM181 22V21H180ZM199 22V21H198ZM210 22V21H209ZM215 22V21H214ZM214 22H212V23H214ZM218 22V21H217ZM235 22V21H234ZM177 23V22H176ZM182 23V22H181ZM180 23V24H181ZM235 23H237V22H235ZM8 24V23H7ZM10 24V23H9ZM8 24V25H9ZM12 24H15V23H12ZM12 24H11V27H12ZM18 24V23H17ZM29 24V23H28ZM98 24H99V22H98ZM227 24V23H226ZM55 25V26H54ZM126 25V24H125ZM198 25V24H197ZM202 25V24H201ZM201 25L199 26V27H201ZM204 25V24H203ZM211 25V24H210ZM213 25H215V24H213ZM236 25V24H235ZM10 26V25H9ZM128 26H130V29H133V28H131V26L132 25H127V27ZM134 26V25H133ZM208 26V25H207ZM206 26V28H208ZM225 26H227V25H225ZM2 27V26H1ZM4 27V26H3ZM5 27H7V26H5ZM21 27H22V25H21ZM20 27V28H21ZM137 27V26H136ZM198 27V28H199ZM216 27H218V26H216ZM216 27H214V28H216ZM223 27V26H222ZM16 27H14V29H15ZM20 28H19V31H20ZM139 28H140V25H139ZM149 28V27H148ZM151 28V27H150ZM156 28H158V27H156ZM203 28V27H202ZM210 28V27H209ZM213 28V29H214ZM7 29V28H6ZM134 29H136V28H134ZM134 29H133V31H134ZM144 29H145V27H144ZM212 29V30H213ZM218 29V28H217ZM217 29H215V32H216V30ZM220 29V28H219ZM224 29V28H223ZM225 29H226V27H225ZM139 30V29H138ZM148 30V29H147ZM207 30V29H206ZM206 30H205V32H206ZM209 30V29H208ZM211 30V29H210ZM209 30V31H210ZM220 30H222V29H220ZM220 30L218 31V32H220ZM12 31H13V28H12ZM12 31L10 32L11 34H12ZM16 31H18V29L16 30ZM21 31H22V28H21ZM20 31V32H21ZM62 31V30H61ZM132 31V32H133ZM149 31V30H148ZM198 31V30H197ZM200 31H201V29H200ZM20 32H18V34L20 33ZM131 32V31H130ZM171 32V31H170ZM203 33H204V31H202ZM201 32V33H202ZM217 32V33H218ZM222 32V31H221ZM227 32V31H226ZM8 33V32H7ZM9 33V34H10ZM14 33V32H13ZM16 33V32H15ZM14 33V35H16ZM173 33V32H172ZM202 33V34H203ZM207 33V32H206ZM212 32L210 31V33H207V35L209 36V37H206V36H204V34H203V36H200V39L201 40H208V38H210V34H211ZM214 33V32H213ZM171 34V33H170ZM174 34V33H173ZM200 34V33H199ZM214 34H216V33H214ZM236 34V33H235ZM144 36H139L137 39L135 38H132V39H134L135 41L136 40H142L143 38V40L144 41H142V43H147V41H145L146 39H145V35H148L147 33L146 34H143ZM197 35V36H196ZM219 35V34H218ZM221 35H223V34H221ZM262 35V34H261ZM150 36V35H149ZM152 36H154V35H152ZM157 36V35H156ZM195 36H196V38L197 37H199V35H198V33L197 34H195L194 35V37L193 38H195ZM212 36H213V34H212ZM215 36V35H214ZM240 36H246V35H241V33H240ZM239 36V37H240ZM258 36H259V34H258ZM258 36H256V37H258ZM8 37V35L5 37L4 36V38H7ZM10 37V36H9ZM8 37V38H9ZM12 37H14V36H12ZM148 37V36H147ZM146 37V38H147ZM151 37V36H150ZM155 37V36H154ZM157 37H161L160 36V34H159V36H157ZM191 37V36H190ZM224 37V36H223ZM261 37V36H260ZM18 37H16V39H17ZM42 38V37H41ZM40 38V39H41ZM163 38V37H162ZM174 38V37H173ZM181 39L183 38V37H180ZM206 38V39H205ZM226 38H227V36H226ZM225 38V39H226ZM230 38V37H229ZM233 38V37H232ZM231 38V39H232ZM237 38V37H236ZM235 38V39H236ZM246 38H247V36H246ZM259 38V37H258ZM10 39H11V37H10ZM19 39H20V37H19ZM39 39V40H40ZM152 39V37L150 38V40ZM171 38H169L168 40H170ZM216 39H218V38H216ZM221 39H223L222 38V36H221ZM230 39V41H232ZM238 39V38H237ZM254 39H255V37H254ZM261 39H262V37H261ZM8 40V39H7ZM12 40H14L13 38H12ZM38 40V41H39ZM128 40H130V39H128ZM127 40V41H128ZM133 40V41H134ZM149 40V39H148ZM173 40H176V39H173ZM173 40L171 39L170 41H172L173 42ZM194 40V39H193ZM192 40V38H191V42H194ZM195 40H198V39H195ZM246 40H249V38H247ZM9 41V40H8ZM19 41H21V40H19ZM126 41V40H125ZM131 41V40H130ZM153 41V40H152ZM179 42L181 41V40H178ZM177 41V44H179V42ZM188 41V40H187ZM190 41V40H189ZM216 41L217 40H215V43H212L211 41V43H209L208 42V44L207 43H204V44H206V45H204V46H201V47H199L200 49H202V50H199L200 52L198 53V55H199V58H205L207 55H208V53L209 52H213V48H214V46H215V44H216ZM219 41H221L220 39H219ZM225 41V40H224ZM242 40H240L239 42H241ZM243 41H245V38H244V40ZM256 41V40H255ZM13 42H16V41H13ZM18 42V41H17ZM16 42V43H17ZM151 42V41H150ZM154 42V41H153ZM184 43V41H181V43ZM200 42V41H199ZM227 42V41H226ZM235 42V41H234ZM238 42V41H237ZM236 42V43H237ZM250 42H252V41H250ZM127 43V42H126ZM136 43H138V42H136ZM170 43V42H169ZM218 43V42H217ZM229 44H230V42H228ZM233 43V42H232ZM7 44V43H6ZM122 44H124V42L122 43ZM173 44H174V42H173ZM188 46H190L191 47V43L190 44H188V43H185V47L187 48V45ZM193 44V43H192ZM198 44V43H197ZM222 44V43H221ZM226 44V43H225ZM229 44H227V45H224V43H223V45H221V49H226L227 51H238V54L236 53H232L233 55H230L229 56V54L228 55H226V56H228V57H226L225 55V58L224 59H222V60H220L221 59V54L219 53V55L217 54L216 56L214 55L213 57H215V58H212L211 57V59H204V60H202V62H201V60H199L198 62H201V65L199 64V67H198V69L199 68H203V67H207L209 70L210 69H213V72H216L217 74H216V77H218V80L216 81V83H207L206 82V85H204V83H200L199 84V82H197V81H195L197 84H199V85H197V86H195V84H194V87H192V85H189L190 83H187L188 84V86L189 87H186L187 85L186 84H184L183 82V85L182 86H184L185 85V87L186 88H188V90L187 91H185L184 92V94H182V96H181V94H180V96L181 97H179V99H178V96H177V98H175V99H177V100H175V99H173V97H171V99L168 101V100H164V97L165 96H160V95H158V96H160L162 99H163V101H161V102H158V106H160V109L161 110H163V113H165V114H167V116H169L170 114L172 115L173 114V116L174 117H171V118H173L172 119V121L173 122H171V125L173 126V124L176 122L175 120L177 119V116H179L178 114L180 113V118H179V120L177 119V121L178 122H176V124L177 123H187V122H189L190 120H198V122H201V123H203V122H207V121H209V120H216L217 119V116L219 117V116H223L224 117V119H222L221 117V119L219 118V121L220 120H242L243 119V115H247L246 113L245 114H242L243 112H241L240 110H241V107L240 106H246V105H253L254 106V111H253V109H252V112L251 113H253V112H256V114L257 113H264V37H263V39L261 40V41H259V42H252V43H247V42H241V43H237V44H233V45H229ZM18 45V44H17ZM20 45H21V43H20ZM119 45H121V44H119ZM119 45H117V47H119ZM125 45V44H124ZM132 46V49H133V47L134 46H136L135 45V43L134 44H131ZM150 45H151V43H150ZM167 45V44H166ZM184 45V44H183ZM201 45V44H200ZM217 45V44H216ZM220 45V44H219ZM8 46V45H7ZM16 45H14V47H15ZM39 46H41V45H39ZM43 46H42V48H43ZM121 46H123V45H121ZM149 46V45H148ZM169 46V45H168ZM168 46H167V48H168ZM218 46V45H217ZM12 48L13 46H9V48ZM13 47V48H14ZM19 46H17L16 48H14V49H16V51H17V48H18ZM153 48H154V46H152ZM171 47V46H170ZM184 47V46H183ZM193 47H195L196 48V45L195 46H193ZM7 48V47H6ZM11 48H10V50H11ZM12 48V49H13ZM136 48V47H135ZM134 48V49H135ZM153 48H151V49H153ZM158 48V47H157ZM160 48V47H159ZM166 48V47H165ZM164 48V49H165ZM197 48H198V45H197ZM217 48V47H216ZM115 49V48H114ZM113 49V50H114ZM118 49H120V48H117L116 50H118ZM132 49L130 48L129 50L130 51H132ZM133 49V50H134ZM142 49V48H141ZM149 49V48H148ZM155 49V48H154ZM163 49V48H162ZM163 49V50H164ZM183 49V48H182ZM185 49V48H184ZM192 49V48H191ZM194 49V48H193ZM6 50V49H5ZM7 50H8V48H7ZM18 50H20V49H18ZM113 50H111V51H113ZM126 50V49H125ZM147 50V49H146ZM172 50V49H171ZM180 49H178L177 51L179 52V53H181L180 51H179ZM188 50H189V48H188ZM187 50V51H188ZM217 50V49H216ZM2 51H3V49H2ZM0 51V55H3L6 51ZM13 51V50H12ZM15 51V50H14ZM15 51V52H16ZM26 51V52H25ZM48 51V50H47ZM94 51H95V53H94ZM115 51V50H114ZM122 51V50H121ZM126 51H128V50H126ZM160 51V49L159 50H157V51H154L153 50V52H159ZM165 51V50H164ZM169 51V50H168ZM167 51V52H168ZM176 51V50H175ZM177 51L175 52V54L177 53ZM184 51H186V49L184 50ZM184 51H182V53L181 54H185V53H183ZM187 51H186V53H187ZM197 51V50H196ZM219 51V50H218ZM217 51V52H218ZM222 51V50H221ZM224 51V50H223ZM226 51V52H227ZM1 52L3 53V54H1ZM18 52V51H17ZM20 52V51H19ZM18 52V53H19ZM134 52H135V50H134ZM138 52V51H137ZM141 52L142 53H144V52H146V51H142L141 50ZM148 52V51H147ZM151 52V51H150ZM172 52V51H171ZM191 52H193V51H191ZM215 52V51H214ZM216 52V53H217ZM12 54H13V52H11ZM57 53V52H56ZM111 53V52H110ZM115 53V54H116ZM140 53V52H139ZM163 53V52H162ZM169 53V52H168ZM196 53L197 52H194V54L196 55ZM6 54V53H5ZM4 54V55H5ZM7 54H9V53H7ZM11 54V55H12ZM15 54V53H14ZM44 54V55H43ZM59 54H57L56 56H58ZM100 54H102V53H100ZM123 54V53H122ZM138 55V53H136L135 52V56H137ZM150 54V53H149ZM153 54H155V53H153ZM158 54V53H157ZM157 54H155V56L157 55ZM190 54V51L187 53V55H189ZM193 54V53H192ZM192 54H190V56L192 55ZM193 54V55H194ZM231 54V53H230ZM111 55H113V54H111ZM120 55V54H119ZM130 55V54H129ZM143 56L145 55V54H142ZM146 55H147V53H146ZM158 55H160V54H158ZM165 55V54H164ZM164 55H161V61H158L159 60V58H157L158 60H156V59H152L153 60V63H148L149 65H147L146 67H151V68H148L147 70H145V71H143V72H139V73H141V74H139V76H137V78H135V79H138L139 81H152V80H156L157 81V79L158 80H160V81H162V79L163 78H165V77H168V76H172V75H177V74H181V72H182V68L184 67V65L185 64H183V63H185L184 61L185 60H181V59H176L177 57H181V56H184V55H181V56H175L176 58H166V55H165V57H164V59H163V56ZM171 55V54H170ZM186 55V54H185ZM192 55V56H193ZM8 56V55H7ZM9 56H10V54H9ZM16 56H18V55H16ZM23 56H22V58H23ZM46 56V55H45ZM50 56V55H49ZM53 56V55H52ZM115 56H113V57H115ZM125 56V55H124ZM132 56H134V54L133 55H131L130 57L132 58ZM168 57H172V56H169V54L167 55ZM191 56V57H192ZM217 56H219L220 58H217ZM5 57V56H4ZM19 57H21V56H19ZM130 57H129V59H130ZM156 57H158V56H156ZM156 57H153V58H156ZM187 57V56H186ZM196 57V56H195ZM198 57V56H197ZM7 58V57H6ZM6 58H5V60H6ZM10 58V57H9ZM51 58V57H50ZM55 58H58V57H55ZM66 58V57H65ZM64 58V59H65ZM119 58H120V56H119ZM123 58V57H122ZM135 58V57H134ZM144 58V57H143ZM152 58V57H151ZM150 58V59H151ZM182 58V57H181ZM184 58H185V56H184ZM183 58V59H184ZM188 58H190V57H187V59ZM90 60V61H88V60ZM121 59V58H120ZM126 60L128 59V58H125ZM139 59V58H138ZM186 59V58H185ZM193 58H191V60H192ZM195 59V58H194ZM193 59V60H194ZM254 60V62H252V61H250V60ZM1 60H3V59H1ZM10 60V59H9ZM126 60H124V61H126ZM132 60V59H131ZM135 60V59H134ZM133 60V61H134ZM143 60H145V59H143ZM260 61L259 63H255V61ZM6 61H8V60H6ZM5 61V62H6ZM11 61V60H10ZM12 61H13V59H12ZM15 61V60H14ZM58 61H59V59H58ZM58 61H56V62H58ZM64 61V60H63ZM63 61H61V62H63ZM74 61V62H73ZM92 61V62H91ZM128 61V60H127ZM189 61V60H188ZM195 61H196V59H195ZM219 61H222L223 63H221V64H226V63H231L232 62V64L233 65H231V66H225V67H218V69L216 68L218 65H220V63H219ZM17 62V61H16ZM50 62V61H49ZM60 62V61H59ZM129 62V61H128ZM139 62H141L140 60H139ZM143 62V61H142ZM141 62V63H142ZM192 62V61H191ZM19 63V62H18ZM29 63V62H28ZM146 63V64H147ZM193 63V62H192ZM197 63V62H196ZM219 63V64H218ZM12 64V63H11ZM13 64H15L14 62H13ZM61 64V63H60ZM127 64V63H126ZM134 65H135V62L133 63ZM137 64V63H136ZM139 64V63H138ZM144 64V63H143ZM142 64V65H143ZM187 64V63H186ZM189 64V63H188ZM191 64V63H190ZM218 64V65H217ZM31 65V64H30ZM64 65V64H63ZM119 65V64H118ZM196 65H198V64H196ZM195 64H194V66L193 67H195L196 66ZM217 65V66H216ZM227 65V64H226ZM229 65V64H228ZM132 66V65H131ZM130 66V67H131ZM189 66V65H188ZM187 66V67H188ZM32 67V66H31ZM72 67V66H71ZM75 67V66H74ZM197 67H195V69L197 68ZM1 68H3V67H1ZM83 68H81V69H83ZM144 68V67H143ZM214 68H216V69H214ZM80 69V70H81ZM142 69V68H141ZM188 69V68H187ZM191 69H192V65H191ZM194 69V70H195ZM74 70H76V69H74ZM131 70V69H130ZM129 70V71H130ZM134 70H136V69H134ZM149 70V72H147L146 73V71H148ZM189 70H190V68H189ZM200 70V69H199ZM199 70H196L197 72H195V73H197V74H203V76H204V73H206V72H204L203 73V71H205L204 70V68L202 69V72H198ZM141 71V70H140ZM201 71V70H200ZM207 71V70H206ZM74 72V71H73ZM76 72H78V69H77V71ZM82 72V71H81ZM86 72V71H85ZM128 74H127V73ZM135 72V71H134ZM185 72H186V70H185ZM208 72V71H207ZM210 72V71H209ZM212 72V71H211ZM90 73V72H89ZM89 73H87V74H89ZM99 73H101V75L99 74ZM191 73V72H190ZM194 73V72H193ZM193 73L191 74V75H193ZM75 74V73H74ZM77 74V73H76ZM81 74V73H80ZM83 74H85V73H83ZM207 74V73H206ZM187 75V74H186ZM198 75V76H199ZM31 76V75H30ZM89 76V77H90ZM188 76V75H187ZM186 76V77H187ZM203 76H201L202 77V79H204L203 78ZM86 77V76H85ZM88 77V78H89ZM101 77V78H102ZM112 77H113V75H112ZM162 77V78H161ZM175 77H177V76H175ZM174 77V78H175ZM180 77V76H179ZM182 77V76H181ZM189 77V76H188ZM191 77V76H190ZM54 78V79H53ZM92 78V79H93ZM100 78V79H101ZM171 79V77L169 78V80H167V82L168 81H171V80H175V79ZM184 78V77H183ZM194 78H196V80L198 79L197 77H196V75H195V77H194V75H193V79ZM99 79V80H100ZM150 79H152V80H150ZM168 79V78H167ZM98 79H97V81H99ZM115 81V80H114ZM188 81V80H187ZM198 81H201V80H198ZM52 82V84H49V83H51ZM100 82V81H99ZM111 82H113V81H111ZM164 82H166V81H164ZM189 82H190V79H189ZM192 82V81H191ZM110 83V82H109ZM134 83V84H133ZM159 83V82H158ZM181 83V82H180ZM139 84V83H138ZM141 84V83H140ZM156 84V83H155ZM155 84H154V86H155ZM164 84V83H163ZM177 84H178V82H177ZM14 85V84H13ZM12 85V86H13ZM143 85V84H142ZM173 85V84H172ZM175 85V84H174ZM149 86H153V85H149ZM154 86H153V88H154ZM179 85H175V86H171L172 88L171 89H174V90H178L180 87H178ZM14 87H15V85H14ZM61 87V86H60ZM141 86L139 85V87L138 88H140ZM144 87V86H143ZM147 87V86H146ZM168 87H170V86H168ZM167 86H166V88H168ZM71 88V89H70ZM70 88H69V90H74L75 88L77 89L78 87H74L73 85H70ZM113 88H115V87H113ZM166 88H164L163 87V89H161V90H167ZM60 89V88H59ZM75 89V90H76ZM142 89V88H141ZM140 89V90H141ZM148 89H150V88H148ZM155 89H157V88H155ZM169 89V88H168ZM66 90V89H65ZM79 90V89H78ZM145 90V89H144ZM160 90V91H161ZM54 91V90H53ZM64 91V90H63ZM115 91V90H114ZM142 91V90H141ZM150 91V90H149ZM153 91H155V90H153ZM157 91H159V89L158 90H156V93H157ZM160 91H159V93H160ZM71 92V91H70ZM69 92V93H70ZM82 92V91H81ZM143 92H145V91H143ZM171 92V91H170ZM53 93V92H52ZM76 93V92H75ZM80 93V92H79ZM154 94H155V92H153ZM165 93H166V91H165ZM168 94H169V92H167ZM166 93V94H167ZM175 93V92H174ZM182 93V92H181ZM47 94V93H46ZM74 94V93H73ZM72 94V95H73ZM150 94V93H149ZM164 94V93H163ZM171 94V93H170ZM176 94V93H175ZM51 95V94H50ZM54 95V94H53ZM67 95V94H66ZM85 95V94H84ZM162 95V94H161ZM165 95V94H164ZM172 95H174V94H172ZM171 95V96H172ZM179 95V94H178ZM31 96V97H30ZM57 96H58V94H57ZM60 96V95H59ZM62 96H64V95H62ZM74 96V95H73ZM72 96V97H73ZM76 96V95H75ZM74 96V97H75ZM88 96V95H87ZM139 96V95H138ZM169 96V95H168ZM174 96H176V95H174ZM209 96H211L212 98H213V101L215 100V101H217L218 100V102H216V103H214L213 105H212V103H211V101H207V98L209 97ZM61 97V96H60ZM59 97V98H60ZM69 97V96H68ZM143 97V96H142ZM34 98V97H33ZM38 98V97H37ZM48 98V97H47ZM53 98H55V97H53ZM67 97L65 96V99H66ZM88 98V97H87ZM168 98V97H167ZM169 98H170V96H169ZM44 99H46V98H44ZM49 99V98H48ZM47 99V100H48ZM51 99H52V97H51ZM51 99H49V101L51 100ZM57 99V98H56ZM55 99V100H56ZM62 99V98H61ZM73 100H74V98H72ZM142 99V98H141ZM155 99V98H154ZM156 99H159V98H157L156 97ZM46 100V101H47ZM53 100V99H52ZM51 100V101H52ZM58 100V99H57ZM57 100L55 101V102H57ZM60 100V99H59ZM72 100V101H73ZM96 100V99H95ZM95 100H90V97H89V99H86V97H84V96H80V97H78V98H76V101L77 102H79V103H83V102H89V103H93V102H96ZM149 100V99H148ZM147 100V101H148ZM224 100V101H223ZM226 100H229V101H234L235 102V104L237 103L238 105H237V107H239V109H234V107H233V110L231 111V112H227L226 110L224 111V109H221L222 110V113H219V111H220V109H218L219 111H217V109L216 108H218L219 106H223V104H225L226 102ZM36 101V100H35ZM45 100L43 101H41L40 102V100H39V102H40V104H42V103H45L46 102ZM49 101H47L48 103H49ZM61 101V100H60ZM67 101V100H66ZM141 101V100H140ZM154 101H156V100H154ZM153 100L151 101V99H150V102H154ZM29 102V101H28ZM31 102V101H30ZM34 102V101H33ZM39 102H37L38 104H39ZM47 102H46V104H47ZM62 102V101H61ZM58 103V102H57ZM60 103V102H59ZM72 103V102H71ZM75 103V102H74ZM147 103V102H146ZM177 103H178V105H177ZM227 103H228V101H227ZM23 104V103H22ZM50 104V103H49ZM65 104V103H64ZM73 104V103H72ZM150 104V103H149ZM155 104V103H154ZM157 104V103H156ZM234 104V103H233ZM255 104H261V106L259 105H257V106H255ZM27 105V104H26ZM45 105V104H44ZM60 105H62V103L60 104ZM75 105V104H74ZM143 105V104H142ZM230 105H231V103H230ZM229 105V106H230ZM46 106V105H45ZM48 106V105H47ZM50 106H52V105H50ZM65 106V105H64ZM92 106V105H91ZM157 106V105H156ZM244 106V107H245ZM247 106V107H248ZM25 107V106H24ZM27 107V106H26ZM35 107V106H34ZM37 107V106H36ZM63 107V106H62ZM153 107V106H152ZM151 107V108H152ZM176 107H178L176 110L174 109V108H176ZM227 107V106H226ZM226 107H222V108H226ZM231 107V109H232V105L230 106ZM243 107V109L242 110H244L245 108ZM246 107V108H247ZM2 108V107H1ZM0 108V109H1ZM50 109L49 107H46V109ZM54 108V107H53ZM60 108V107H59ZM86 108V107H85ZM183 108V109H182ZM220 108V107H219ZM229 107H227V109H228ZM3 109V108H2ZM2 109L0 110L1 112H2ZM22 109V108H21ZM35 109V108H34ZM43 109V108H42ZM42 109H40L39 110V112L42 110ZM58 109V108H57ZM87 109V108H86ZM98 109H102V108H98ZM150 109V108H149ZM157 109V108H156ZM155 109V110H156ZM250 109V108H249ZM11 110V109H10ZM27 110V109H26ZM32 110V109H31ZM53 110V109H52ZM60 110H62V108L61 109H59V112H60ZM77 110V109H76ZM75 110V111H76ZM82 110V109H81ZM148 110V109H147ZM159 110V109H158ZM175 110V111H174ZM229 110V109H228ZM4 111V110H3ZM21 111H23V110H21ZM51 111V110H50ZM54 111H55V109H54ZM86 111V110H85ZM95 111H96V109H95ZM149 111H151V110H149ZM241 112V113H239V114H236V113H238V112ZM245 111H246V109H245ZM6 112V111H5ZM25 112V111H24ZM32 112H33V110H32ZM52 112V111H51ZM57 112V111H56ZM57 113V115L58 114H60V113ZM63 112V111H62ZM83 112H84V110H83ZM118 112V113H119ZM147 112V111H146ZM156 112V111H155ZM248 112V111H247ZM3 113V112H2ZM6 113H8V112H6ZM16 113V112H15ZM21 113H23V112H21ZM33 113H35V112H33ZM37 113V112H36ZM43 114H45L44 112H42ZM50 113V112H49ZM85 113V112H84ZM87 113V112H86ZM95 113V112H94ZM97 114H95V116H93V118H92V116H91V120L89 121V119H86V124H82V123H77V124H75L76 125V128H77V125L78 124H82V126L79 128V125H78V128H79V130H81L83 133H85V132H87V137L89 138V139H91V141H93V143H95L96 142V145H98V147L99 148H97V147H93L95 150H97V149H100L101 148V145H100V142H99V138H98V136H97V132H98V130L100 131V130H105L106 129V126H107V117H106V112L102 109V110H100V111H98V112H96ZM150 112H148V114H149ZM153 113V112H152ZM10 114V113H9ZM18 114H20V113H18ZM23 114H25L26 115V113H23ZM39 114V113H38ZM43 114H42V116H43ZM54 115H56L55 114V112L53 113ZM82 114V116H84L83 115V113H81ZM90 114H92V111H91V113ZM144 114V113H143ZM142 114V115H143ZM147 114V115H148ZM161 114H162V111H161ZM236 114V116H234ZM255 114V113H254ZM254 114H252V115H254ZM29 115V114H28ZM27 115V116H28ZM32 115V114H31ZM34 115V114H33ZM37 115V114H36ZM41 115V114H40ZM46 115V114H45ZM52 115V114H51ZM66 114H64L63 113V116H62V113H61V117H63L64 118V116H65ZM70 115V114H69ZM88 115H89V113H88ZM138 115V114H137ZM144 115H146V114H144ZM146 115V116H147ZM251 115V116H252ZM4 116V115H3ZM2 116V117H3ZM6 116V115H5ZM23 116V115H22ZM26 116V117H27ZM35 116V115H34ZM34 116H30L29 115V118L30 117H32V118H34ZM48 116V115H47ZM71 116V115H70ZM76 116V115H75ZM87 115H85V117H86ZM90 116V115H89ZM163 116V115H162ZM167 116H165V117H167ZM17 117V116H16ZM20 117V116H19ZM25 117V116H24ZM26 117H25V119L24 120H26ZM35 117H38V115L37 116H35ZM43 117H45V116H43ZM58 117H59V115H58ZM61 117H59V118H61ZM67 117H69L68 115H67ZM66 117V118H67ZM149 117V116H148ZM151 117H152V115H151ZM153 117H154V115H153ZM155 117H157V116H155ZM159 117H161V115H160V113H159V116H158V120H160L159 119ZM0 118H1V116H0ZM15 118V117H14ZM21 118V117H20ZM19 118V119H20ZM28 118V117H27ZM29 118H28V120H29ZM48 118V117H47ZM70 118V117H69ZM86 118H88V117H86ZM141 118H143V120H144V116L142 117L141 116ZM248 118V117H247ZM249 118H251L252 119V117H249ZM248 118V120H250ZM255 118V117H254ZM262 118H264V117H262ZM7 119V118H6ZM16 119V118H15ZM49 119H50V117H49ZM68 119V118H67ZM140 118H138V120H139ZM166 119V118H165ZM258 119V118H257ZM2 120V119H1ZM5 120V119H4ZM9 120V119H8ZM7 120V121H8ZM23 120V119H22ZM31 120V119H30ZM48 120V119H47ZM51 120H52V116H51ZM50 120V121H51ZM73 120V119H72ZM87 120L89 121V123L87 122ZM162 120H163V118H162ZM170 120V119H169ZM218 120V119H217ZM260 120V119H259ZM10 121H12V117H11V119H10ZM10 121L8 122V123H10ZM14 121H17V120H14ZM18 121H20V120H18ZM27 121V120H26ZM57 121V120H56ZM161 121V120H160ZM168 120H165V122H167ZM244 121H245V119H244ZM2 122V121H1ZM21 122V121H20ZM20 122H18V123H20ZM52 122V121H51ZM50 122V123H51ZM53 122H55V120H53ZM52 122V123H53ZM68 122V121H67ZM127 122V121H126ZM133 122V121H132ZM146 122V121H145ZM144 122V123H145ZM197 122V123H198ZM231 122H234V121H231ZM245 122H247V120L245 121ZM258 122V121H257ZM262 122H263V120H262ZM15 123V122H14ZM17 123V122H16ZM17 123V124H18ZM49 123V122H48ZM55 123H57V122H55ZM59 123V122H58ZM60 123H62V121H60ZM59 123V125L57 124H51L50 126H51V129L52 130H55L56 131V133L58 134V133H64V135H65V132H68V131H70V130H72L71 129V127H73V126H71L70 128L68 127V126H66V125H64L65 124V122H64V124L62 123V124H60ZM70 123V122H69ZM85 123V122H84ZM122 123V122H121ZM125 123V122H124ZM135 123V122H134ZM169 123H170V121H169ZM168 123V124H169ZM217 123V122H216ZM218 123H220V122H218ZM223 123V122H222ZM226 123V122H225ZM248 123V122H247ZM247 123H245V124H247ZM253 123V122H252ZM251 123V124H252ZM255 123V122H254ZM264 123V122H263ZM2 124V123H1ZM5 125H6V122L4 123ZM12 124V123H11ZM23 124H25V123H22V126H23ZM71 124V123H70ZM125 124H127V123H125ZM131 124V123H130ZM138 124V123H137ZM136 124V125H137ZM165 125V124H163V125H165V126H168V127H165V126H163V127H165V128H167V129H165V128H163L162 127V129L164 130V131H166L167 133V135H169L168 134V132H170L169 130H170V125ZM175 124V125H176ZM198 124H200V123H198ZM212 124V123H211ZM210 124V125H211ZM213 124L215 125V123L213 122ZM250 124V125H251ZM4 125V126H5ZM16 125V124H15ZM20 125H21V123H20ZM29 125V124H28ZM72 125V124H71ZM129 125V124H128ZM135 125V127H137ZM139 125H140V122H139ZM174 125V126H175ZM204 125V124H203ZM219 125H221V123L219 124ZM219 125H217V126H219ZM223 125V124H222ZM232 125H233V123H232ZM231 125V126H232ZM235 125V124H234ZM239 125V124H238ZM254 125V124H253ZM0 126H2V125H0ZM14 126V125H13ZM12 126V129L11 128H8V126H5V127H7L8 129H11L12 131L11 132H15L14 131V127ZM18 126V125H17ZM16 126V127H17ZM49 126V125H48ZM50 126H49V128H50ZM70 126V125H69ZM84 126V127H83ZM126 126V125H125ZM132 126V125H131ZM226 126H228V125H226ZM242 126V125H241ZM246 126V125H245ZM255 126H256V124H255ZM10 127V126H9ZM29 128V126H24L23 127V129L24 128ZM33 126H30V131H31V128H32ZM127 127H129V126H127ZM127 127H125V128H127ZM133 127H134V125H133ZM148 127H150V126H147V127H145V128H148ZM160 127V126H159ZM159 127H157V128H159ZM216 127V126H215ZM221 127V126H220ZM229 127H230V123H229ZM233 127V126H232ZM235 127V126H234ZM257 127V126H256ZM262 127H263V125H262ZM0 128H3V126L2 127H0ZM7 128H4L5 130L4 131H6V130H8ZM18 128V127H17ZM19 128H22L21 126L19 127ZM18 128V129H19ZM34 128V127H33ZM132 128V127H131ZM138 128V127H137ZM145 128H143V130L145 129ZM153 128V127H152ZM201 128V127H200ZM203 128V130H204V126L202 127ZM224 128H226V127H224ZM254 128V127H253ZM74 129V128H73ZM161 129V128H160ZM161 129V130H162ZM198 129H199V127H198ZM208 129H210V127H208L207 126V130ZM223 129V128H222ZM236 129H238L239 130V127L238 128H236ZM235 129V130H236ZM244 129V128H243ZM246 129V128H245ZM22 130V129H21ZM26 130V129H25ZM29 130V129H28ZM34 131H36L35 129H33ZM134 130V129H133ZM148 131H149V128L147 129ZM153 130H154V128H153ZM156 130H158V129H156ZM212 130V129H211ZM219 130V129H218ZM217 130V131H218ZM231 130H233V129H231ZM241 130V129H240ZM1 131V130H0ZM10 131V130H9ZM16 131H18V130H16ZM19 131H20V129H19ZM152 131V130H151ZM199 131V130H198ZM201 131V130H200ZM217 131H216V133H217ZM220 131V130H219ZM229 131V130H228ZM242 131H245V130H242ZM241 131V132H242ZM248 131H250V130H248ZM257 131V130H256ZM21 132V131H20ZM26 132H27V130H26ZM31 132H33V131H31ZM76 132H78V131H76ZM80 132V131H79ZM131 132V131H130ZM142 132V131H141ZM154 133H155V131H153ZM159 131H157V133H158ZM163 132V131H162ZM261 132V131H260ZM1 133V132H0ZM7 133V132H6ZM18 133V132H17ZM22 133V132H21ZM24 133V132H23ZM38 133V132H37ZM81 133V132H80ZM80 133H78V134H80ZM82 133V134H83ZM138 133H139V131H138ZM137 133V131H136V134H138ZM147 133V132H146ZM146 133L144 134V135H146ZM154 133H153V135H154ZM204 133V132H203ZM209 133V132H208ZM220 133V132H219ZM222 134H223V132H221ZM234 133V132H233ZM250 133V132H249ZM251 133H253V132H251ZM259 133V132H258ZM258 133H256V134H258ZM12 134V133H11ZM10 134V135H11ZM26 135H27V133H25ZM47 134V133H46ZM48 134H49V132H48ZM78 134H76V135H78ZM150 134V133H149ZM148 134V135H149ZM156 134V133H155ZM198 134V133H197ZM254 134V133H253ZM252 134V135H253ZM260 134V133H259ZM9 135V136H10ZM37 135H39V134H37ZM36 135V136H37ZM43 135V134H42ZM69 134H67V136H68ZM84 135V134H83ZM125 135V134H124ZM123 135V136H124ZM131 135V134H130ZM143 135V136H144ZM202 135V134H201ZM200 135V136H201ZM211 135L212 134H210V137H211ZM216 135H220V134H216ZM225 135V134H224ZM232 135V134H231ZM234 135H236V134H234ZM239 135V134H238ZM250 135V134H249ZM1 136V135H0ZM14 136V135H13ZM16 136H18V135H16L15 134V137ZM57 136V135H56ZM59 136V135H58ZM57 136V137H58ZM63 136V135H62ZM75 136V135H74ZM122 136V137H123ZM127 136V135H126ZM129 136V135H128ZM137 136V135H136ZM139 136V135H138ZM137 136V137H138ZM150 136V135H149ZM148 136V137H149ZM157 136H159V138H158V140H160L161 138H162V140H163V136L162 137H160L161 135L160 134H158ZM157 136H154L155 137V139L157 140ZM172 136H173V134H170L167 138H165L164 137V140L162 141V142H160L158 145H156L155 144V146L152 148H150L149 150H147L146 151V153H141L142 155H144V154H146L145 155V157H141V159H139V162H138V165L140 166V167H142V168H144V167H147L148 165H149V163L151 162V164H152V161H157V163H159V162H163L164 160H166V158L168 157V155L167 154H165V155H160V153H162V152H160V151H162L163 149H164V147L162 146L163 145V143H164V141L165 140H167L168 142L170 141V144H168V143H166L167 141H165V143H166V145L168 144V146H167V150H166V152L165 153H174L178 148H183L184 150H185V147H183L184 145L183 144H180V145H178L177 147L175 146V144L172 142L173 140H172ZM197 136H199V134L197 135ZM229 136H230V134H229ZM259 136V135H258ZM258 136L256 137L255 136V138L257 139L258 138ZM5 137V136H4ZM19 137V136H18ZM29 136H27V138H28ZM31 137V136H30ZM43 137H45V134H44V136ZM42 137V138H43ZM80 137V136H79ZM86 137V138H87ZM122 137H121V139H122ZM133 137V136H132ZM144 137H146V136H144ZM153 136H151V138H152ZM153 137V138H154ZM195 137H196V135H195ZM202 137V136H201ZM201 137H200V139H201ZM207 137V136H206ZM205 137V138H206ZM214 137H215V135H214ZM231 137V136H230ZM229 137V138H230ZM237 137H239V136H237ZM236 137V138H237ZM248 136H245V138H244V135H243V137L242 138H244V139H246ZM253 137V136H252ZM260 137H261V134H260ZM32 138V137H31ZM34 138V137H33ZM36 138V137H35ZM46 138H48V137H46ZM46 138H45V140H46ZM62 138V137H61ZM72 138H73V136H72ZM72 138H70V139H72ZM85 138V139H86ZM130 138H131V136H130ZM135 138V137H134ZM150 138V139H151ZM152 138V139H153ZM204 138V139H205ZM223 138V137H222ZM227 138V137H226ZM228 138V139H229ZM5 139V138H4ZM12 139V138H11ZM23 139V138H22ZM26 139V138H25ZM59 139V138H58ZM78 139V138H77ZM143 139V138H142ZM147 139V138H146ZM168 139H170V140H168ZM204 139H203V141H204ZM211 139H212V137H211ZM232 139V138H231ZM239 139H241L240 137H239ZM250 139H252V138H250ZM1 140V139H0ZM29 140V139H28ZM27 140V141H28ZM33 140H35V139H33ZM41 140V139H40ZM76 140V139H75ZM81 140V139H80ZM82 140H83V138H82ZM87 140V139H86ZM85 140V141H86ZM135 140V139H134ZM148 140V139H147ZM157 140V141H158ZM207 140H209V139H207ZM214 140V139H213ZM220 139H218L217 140V142H216V144L215 145H217L218 144V142H219V144L218 145H223V143H222V141H221V143H220V141H219ZM222 140V139H221ZM224 140H225V138H224ZM230 140V139H229ZM237 140V139H236ZM249 140V139H248ZM248 140H247V142H248ZM258 140V139H257ZM5 141L7 142V139H5ZM15 142H16V140H14ZM18 141V140H17ZM22 141H25V140H22ZM26 141V142H27ZM36 141H37V138H36ZM52 141V140H51ZM50 141V142H51ZM66 141V140H65ZM77 142H78V140H76ZM88 141V140H87ZM122 141V140H121ZM129 141H131L130 139H129ZM156 141V142H157ZM215 141V140H214ZM214 141H212V142H214ZM251 141V140H250ZM259 141V140H258ZM31 142V141H30ZM38 143H39V140L37 141ZM42 142H44V141H42ZM62 142H64V141H62ZM84 142V141H83ZM156 142H154V143H156ZM159 142V141H158ZM227 142H229V141H226L225 143H227ZM254 142V141H253ZM256 142V141H255ZM28 143V142H27ZM27 143H25V145L27 144ZM32 143V142H31ZM47 143V141H45L44 142V145ZM70 143H72V142H70ZM74 143V142H73ZM129 143V142H128ZM127 143V144H128ZM131 143V142H130ZM135 143V142H134ZM203 143H205V142H203ZM209 143V142H208ZM241 142L240 141H233V142H231V144L230 145H232V148L231 149H237V148H239L238 146H239V144H240ZM251 144H252V142H250ZM2 144H3V142H2ZM6 144V143H5ZM13 144V143H12ZM23 144V143H22ZM36 144V143H35ZM34 144V145H35ZM52 144H54V142L52 143ZM65 144V143H64ZM84 144H86V142L84 143ZM125 144V143H124ZM213 144V143H212ZM243 144V143H242ZM247 144V143H246ZM254 144V143H253ZM24 145V144H23ZM24 145V146H25ZM34 145H30V146H34ZM43 145V144H42ZM51 145V144H50ZM55 145L56 144H54V146L53 145H51V146H53V147H55ZM60 145V144H59ZM74 145V144H73ZM72 145V146H73ZM76 145H78L77 143H76ZM154 145V144H153ZM152 145V146H153ZM203 145V144H202ZM211 145V144H210ZM225 145H227V144H225ZM255 145V144H254ZM0 146H3V145H0ZM21 146V145H20ZM27 146V145H26ZM30 146L28 147V148H30ZM50 146V147H51ZM88 146V145H87ZM204 146H205V144H204ZM209 146V145H208ZM229 146V145H228ZM4 147V146H3ZM8 147V146H7ZM35 147V146H34ZM40 147V146H39ZM43 147V146H42ZM47 147V146H46ZM49 147V148H50ZM64 147V146H63ZM83 147V146H82ZM86 147V146H85ZM203 147V146H202ZM202 147H200V148H202ZM217 147V146H216ZM216 147H213V149H215ZM218 147H220V146H218ZM251 147V146H250ZM36 148V147H35ZM38 148V147H37ZM41 148V147H40ZM44 148H45V146H44ZM60 148H62V147H60ZM65 148H66V146H65ZM77 147H75L74 149H76ZM79 148H81V147H79ZM89 148V147H88ZM187 148V147H186ZM206 148H208V147H206ZM222 148L224 149V147L222 146ZM230 148V147H229ZM243 148V147H242ZM244 148H245V146H244ZM248 148V147H247ZM1 149V148H0ZM11 149H12V147H11ZM17 149V148H16ZM21 149H24V148H21ZM42 149V148H41ZM59 149V148H58ZM68 149L70 150V148L68 147ZM82 149V148H81ZM80 149V150H81ZM85 149V148H84ZM199 149V148H198ZM209 149V148H208ZM207 149V150H208ZM211 149V148H210ZM218 149V148H217ZM246 149V148H245ZM252 149V148H251ZM3 150V149H2ZM5 150V149H4ZM25 150V149H24ZM34 150V149H33ZM52 150V149H51ZM60 150H62V149H60ZM63 150H64V148H63ZM62 150V151H63ZM68 150V151H69ZM86 150H87V148H86ZM93 150V149H92ZM187 150V149H186ZM201 150V149H200ZM220 150H222V149H220L219 148V151ZM234 150V151H235ZM240 150H243V149H239V151ZM12 151V150H11ZM28 151V150H27ZM27 151L25 152V153H27ZM30 151V150H29ZM36 151V150H35ZM43 151V150H42ZM42 151L40 150V153H42ZM45 151V150H44ZM47 151V150H46ZM72 151H75V150H72ZM158 151V152H157ZM212 151V150H211ZM217 151V150H216ZM219 151H218V154H219ZM228 151V150H227ZM229 151H231V150H229ZM237 151V150H236ZM249 151H251L252 152V150H248V152ZM3 152H5V151H3ZM13 153H15L16 151H12ZM18 152V151H17ZM31 152V151H30ZM34 152V151H33ZM48 152H49V150H48ZM82 152V151H81ZM95 152V151H94ZM213 152V151H212ZM224 152V151H223ZM44 153V152H43ZM46 153V152H45ZM51 153V152H50ZM73 153V152H72ZM84 153V152H83ZM115 153H116V155L118 156V157H120V158H122V165H120V166H122V167H118L117 168V172L119 173L120 171H121V169H123V166H124V168L126 169V166L127 165H125V163H127V162H124V160H126V158L127 157H131V156H134V155H131V156H129V155H127L126 157H124L125 156V153H122V151L121 150H119V149H115ZM228 153V152H227ZM227 153H226V155H227ZM234 153V152H233ZM241 153V152H240ZM247 152H245V154H246ZM255 153V152H254ZM22 154H24V153H22ZM32 154V153H31ZM48 154V153H47ZM63 154V153H62ZM77 154V153H76ZM85 154V153H84ZM91 154V153H90ZM220 154H221V152H220ZM219 154V155H220ZM236 154V153H235ZM238 154V153H237ZM242 154V153H241ZM240 154V155H241ZM9 155V154H8ZM7 155V156H8ZM12 155V154H11ZM11 155H10V157H11ZM29 155V154H28ZM38 155V154H37ZM36 155V156H37ZM42 155V154H41ZM46 155V154H45ZM50 155V154H49ZM60 155V154H59ZM64 155V154H63ZM140 155V154H139ZM222 155H225V152H224V154H222ZM225 155V156H226ZM229 155V154H228ZM228 155H227V157H228ZM239 155V156H240ZM242 155H244V154H242ZM254 156V154H252L251 153V155L250 156ZM12 156H14V155H12ZM17 156V155H16ZM15 156V157H16ZM23 156V155H22ZM26 156V155H25ZM24 156V157H25ZM74 156V155H73ZM80 156H82V155H80ZM85 156V155H84ZM91 156V155H90ZM138 156V155H137ZM154 156V157H153ZM170 156H171V154H170ZM169 156V157H170ZM210 156V155H209ZM213 156V155H212ZM216 155H214V157H215ZM218 156V155H217ZM224 156V157H225ZM236 156H238V155H236ZM236 156H234V157H236ZM257 156V155H256ZM260 156V155H259ZM263 157H264V155H262ZM43 157V156H42ZM45 157V156H44ZM47 157V156H46ZM45 157V158H46ZM68 157V156H67ZM92 157V156H91ZM91 157H90V159H91ZM173 157H175V156H173ZM173 157H172V159H173ZM178 157H179V155H178ZM223 156H222V158L221 159H223V162H221L223 165H224V160L225 159H227V158H224ZM231 157H233L232 156V154L230 155V158ZM244 157H245V155H244ZM249 156H246V160H247V158H248ZM1 158V157H0ZM31 158V157H30ZM40 158V157H39ZM49 158H51L50 160H52V158L53 157H49ZM48 158V159H49ZM73 158V157H72ZM79 158V156L77 157V159ZM131 158H133V157H131ZM139 158V157H138ZM190 158V157H189ZM192 158V157H191ZM190 158V159H191ZM202 159L204 158V156L203 157H201ZM206 158H208V157H205V159ZM217 158H219V157H216L215 159L217 160ZM258 158V157H257ZM261 158L262 157H260V160H261ZM18 159V158H17ZM16 159V160H17ZM21 159V158H20ZM28 159V158H27ZM27 159H26V162H27ZM38 159V158H37ZM42 159V158H41ZM47 159V160H48ZM75 159V158H74ZM81 159H82V157H81ZM90 159H87V160H89V162H90ZM95 159V158H94ZM175 159V158H174ZM193 159V158H192ZM214 159V160H215ZM229 159V158H228ZM241 159V158H240ZM239 159V160H240ZM243 159H245V158H243ZM259 159V158H258ZM4 160V159H3ZM24 160V159H23ZM33 160V159H32ZM35 160V159H34ZM46 160V159H45ZM46 160V161H47ZM49 160V162H50V164H51V161ZM58 160V159H57ZM63 160V159H62ZM86 160V159H85ZM171 160V159H170ZM180 160V159H179ZM200 160V159H199ZM198 160V161H199ZM212 160V159H211ZM213 160V161H214ZM215 160V161H216ZM231 160V159H230ZM236 160V159H235ZM250 160V159H249ZM254 160H256V159H254ZM260 160H259V162H260ZM6 161V160H5ZM8 161V160H7ZM18 161V160H17ZM16 161V162H17ZM39 161V160H38ZM44 160H42V163H44L43 162ZM59 161V160H58ZM65 161V160H64ZM63 161V163H65ZM72 161H73V159H72ZM91 161H93L92 159H91ZM176 161H178V160H176ZM192 161V160H191ZM197 161V162H198ZM200 161H202V160H200ZM206 161V160H205ZM204 161V162H205ZM228 161V160H227ZM232 161V160H231ZM230 161V162H231ZM250 161H252L253 162V160H250ZM10 162H12V161H10ZM25 162V161H24ZM23 162V163H24ZM41 162V161H40ZM61 162V161H60ZM79 162V161H78ZM180 162H181V160H180ZM182 162H183V160H182ZM182 162H181V164H182ZM184 162H186V161H184ZM193 162H196L195 160L193 161ZM196 162V163H197ZM207 162H208V160H207ZM229 162V161H228ZM229 162V163H230ZM243 162H245V161H243ZM248 162V161H247ZM255 162V161H254ZM42 163H40V165L42 164ZM55 163V162H54ZM62 163V162H61ZM93 163V162H92ZM154 163V162H153ZM156 163V162H155ZM166 163V162H165ZM178 163V162H177ZM190 163V162H189ZM196 163H195V165H196ZM210 163H213V162H210ZM242 163V162H241ZM260 163H262V160H261V162ZM5 164H7V163H5ZM12 164V163H11ZM17 164H18V162H17ZM29 164H31V163H29ZM28 164V165H29ZM47 164H49V163H47ZM49 164V165H50ZM56 164H57V161H56ZM59 164V163H58ZM174 165L176 164V163H173ZM173 164H171V166L173 165ZM191 164V163H190ZM189 164V165H190ZM192 164H194V163H192ZM205 164H207V163H205ZM203 162H201V165H199V166H197L198 167V169H197V171L199 172V171H202V170H204L205 168H207V165H205ZM214 164V166H215V164L216 163H213ZM218 164V163H217ZM221 164V165H222ZM233 164V163H232ZM255 164V163H254ZM12 165H14V164H12ZM20 165V164H19ZM22 165H24V164H22ZM35 165V164H34ZM39 165V166H40ZM45 165V164H44ZM43 165V166H44ZM65 165H66V163H65ZM84 165V164H83ZM97 165H98V162H97ZM164 165V164H163ZM219 165V164H218ZM227 165H229V164H227ZM245 165H247V164H245ZM251 164H249V166H250ZM260 165V164H259ZM6 166H8V165H6ZM21 166V165H20ZM20 166H18V167H20ZM25 166V165H24ZM42 166V165H41ZM52 166V165H51ZM50 166V167H51ZM56 166V165H55ZM75 166H76V164H75ZM75 166H71V168L73 169ZM78 166V165H77ZM80 166V165H79ZM85 167H86V165H84ZM89 165L87 164V167H88ZM93 166V165H92ZM138 166V167H139ZM169 166H170V164H169ZM170 166V167H171ZM242 166V165H241ZM263 166H264V164H263ZM1 167V166H0ZM23 167V166H22ZM25 167H28V166H25ZM25 167H23L24 169H25ZM38 167V166H37ZM46 167V166H45ZM49 167V166H48ZM63 167V166H62ZM66 167V166H65ZM81 167V166H80ZM89 167H91V166H89ZM95 167H96V165H95ZM98 167V166H97ZM155 167V166H154ZM160 167V166H159ZM158 167V168H159ZM164 167V166H163ZM167 167V166H166ZM174 168L176 167V165L175 166H173ZM189 167V166H188ZM191 167V166H190ZM222 167V166H221ZM225 167H228V166H225ZM238 167V166H237ZM5 168V167H4ZM7 168V167H6ZM5 168V169H6ZM9 168V167H8ZM11 168V167H10ZM12 168H14V166L12 167ZM11 168V169H12ZM21 168V167H20ZM36 168V167H35ZM39 168V167H38ZM44 168V167H43ZM53 168V167H52ZM52 168H51V171H52ZM64 168V167H63ZM70 168V167H69ZM84 168V167H83ZM162 168V167H161ZM192 168V167H191ZM210 168V167H209ZM245 168H247V167H245ZM262 168V167H261ZM261 168H260V170H261ZM5 169H3V170H5ZM17 169V168H16ZM22 169V168H21ZM65 169V168H64ZM64 169H61V170H63L64 171ZM79 169V168H78ZM88 169V168H87ZM94 169V168H93ZM100 169V168H99ZM149 169V168H148ZM160 169V168H159ZM162 169H164V168H162ZM170 168H168V171H170L169 170ZM173 169V168H172ZM176 169V168H175ZM224 169V168H223ZM227 169V168H226ZM239 169V167L237 168V170ZM244 169V168H243ZM249 169V168H248ZM250 169H253V168H251L250 167ZM249 169V170H250ZM254 169H255V167H254ZM263 169H264V167H263ZM19 170V169H18ZM28 170V169H27ZM31 170V169H30ZM43 170V169H42ZM46 170V169H45ZM55 170H57L58 171V168L57 169H54V172H55ZM69 170V169H68ZM84 170V169H83ZM89 170H91V168L89 169ZM128 170V169H127ZM139 170V169H138ZM141 170V169H140ZM139 170V171H140ZM156 170H157V168H156ZM207 170V169H206ZM210 170V169H209ZM246 170V169H245ZM8 171V170H7ZM12 170H10V172H11ZM22 171V170H21ZM44 171V170H43ZM47 171V170H46ZM49 171V170H48ZM71 171V170H70ZM82 171V170H81ZM88 171V170H87ZM96 171H98V170H96ZM115 171V172H116ZM149 171V173H151V176L154 174V170L152 171V170H148ZM147 171V172H148ZM152 171V172H151ZM161 171V170H160ZM186 172L188 171V169L187 170H185ZM234 171L236 172V169H234ZM233 171V172H234ZM255 170H253V172H254ZM258 171H259V169H258ZM32 172V171H31ZM62 172V171H61ZM72 172V171H71ZM78 172V174H79V172L80 171H77ZM92 172V171H91ZM95 171H93V173H94ZM101 172V171H100ZM115 172H114V174H115ZM142 172V171H141ZM159 172V171H158ZM162 172V171H161ZM160 172V173H161ZM190 172V171H189ZM222 172H223V170H222ZM233 172H232V175H233ZM250 173L252 172V171H249ZM256 172V171H255ZM3 173H4V171H3ZM20 173V172H19ZM33 173V172H32ZM44 173H45V171H44ZM48 173V172H47ZM59 173H60V170H59ZM64 173V172H63ZM62 173V174H63ZM73 173V172H72ZM89 173V172H88ZM93 173H91V174H93ZM102 173V172H101ZM100 173V174H101ZM117 173V174H118ZM123 173V172H122ZM164 173V172H163ZM163 173H161V174H163ZM165 173H167V171L165 172ZM169 173V172H168ZM184 173V172H183ZM183 173H181V174H183ZM211 173V172H210ZM224 173H225V171H224ZM228 173V172H227ZM18 174V173H17ZM21 174H23V172L21 173ZM29 174V173H28ZM35 174V173H34ZM38 174V173H37ZM61 174V173H60ZM66 174V173H65ZM71 174V173H70ZM74 174V173H73ZM72 174V175H73ZM77 174V175H78ZM84 174V172H82V175ZM86 174V173H85ZM84 174V175H85ZM96 174V173H95ZM102 174H104V173H102ZM120 174V173H119ZM215 173H213V175H214ZM230 174V173H229ZM228 174V175H229ZM252 174V173H251ZM258 174V173H257ZM261 174V173H260ZM5 175V174H4ZM13 175V174H12ZM20 175V174H19ZM25 175V174H24ZM42 175V174H41ZM46 175V174H45ZM84 175H83V177H84ZM89 175H90V173H89ZM94 175V174H93ZM123 175V174H122ZM137 175V174H136ZM141 174H139V176H140ZM155 175V174H154ZM158 175H160V174H158ZM183 175H185V174H183ZM192 175V174H191ZM199 175V174H198ZM205 175H207V177H208V174H205ZM212 175V176H213ZM218 175V174H217ZM2 176H3V174H2ZM6 176H7V174H6ZM9 176H11L10 174H9ZM15 176V175H14ZM18 176V175H17ZM29 176V175H28ZM70 176V175H69ZM68 176V177H69ZM87 176H88V174H87ZM86 176V177H87ZM92 176V175H91ZM115 176H116V174H115ZM150 176V175H149ZM150 176V177H151ZM162 176V175H161ZM201 176V175H200ZM211 176V175H210ZM211 176V177H212ZM214 176H216V175H214ZM213 176V177H214ZM220 178L222 179V177L224 178V176L222 175V177H221V173H220ZM219 176H218V178H219ZM234 177H235V175H233ZM248 176H249V174H248ZM253 176V175H252ZM262 176V175H261ZM264 176V175H263ZM262 176V177H263ZM19 177V176H18ZM17 177V178H18ZM26 177V176H25ZM31 177H32V175H31ZM42 177H44V176H42ZM55 177V176H54ZM67 177V178H68ZM78 177V176H77ZM80 177V176H79ZM88 177H90V176H88ZM87 177V178H88ZM95 177V176H94ZM123 177V176H122ZM129 177V176H128ZM134 177H137V176H134ZM133 177V178H134ZM141 178H143L142 176H140ZM185 177V176H184ZM184 177H181V178H184ZM199 177V176H198ZM206 177V176H205ZM204 177V178H205ZM206 177V178H207ZM230 177V176H229ZM251 177V176H250ZM254 177V176H253ZM3 178H5L6 179V177L4 176ZM16 178V179H17ZM27 179H28V177H26ZM34 178V177H33ZM32 178V180H34ZM37 178V177H36ZM36 178H35V181H36ZM39 178V177H38ZM41 178V177H40ZM45 178V177H44ZM55 178H58V177H55ZM54 178V179H55ZM66 178V177H65ZM69 178H71V177H69ZM68 178V179H69ZM74 178H75V176H74ZM120 178H121V175H120ZM124 178L125 177H123V180H121V181H124ZM154 178V177H153ZM179 178V177H178ZM209 178V177H208ZM216 178V177H215ZM214 178V179H215ZM227 178V177H226ZM256 178V177H255ZM2 179V178H1ZM15 179V178H14ZM24 179V178H23ZM47 179V178H46ZM52 178H50V180H51ZM60 179V178H59ZM63 179V178H62ZM72 179V178H71ZM81 179V178H80ZM86 179V178H85ZM97 179V178H96ZM117 179V178H116ZM122 179V178H121ZM126 179V178H125ZM131 179V178H130ZM138 179V177L136 178V180ZM150 179V178H149ZM193 179V178H192ZM200 179V178H199ZM198 179V180H199ZM213 179V178H212ZM211 179V180H212ZM228 179V178H227ZM231 179V178H230ZM229 179V180H230ZM236 178H234L233 180H235ZM250 179V178H249ZM31 180V179H30ZM49 180V181H50ZM73 180V179H72ZM87 180V179H86ZM127 180V179H126ZM134 180H135V178H134ZM136 180H135V182H136ZM178 180V179H177ZM182 180V179H181ZM223 180V179H222ZM255 180V179H254ZM260 180V179H259ZM3 181V180H2ZM6 181V180H5ZM8 181H10V180H8ZM7 181V182H8ZM27 181V180H26ZM25 181V182H26ZM41 181H42V179H41ZM47 181V180H46ZM53 181V180H52ZM57 181H59V180H57ZM66 181H67V179H66ZM74 181H76V180H74ZM78 181V180H77ZM76 181V182H77ZM81 181V180H80ZM97 180H95V182H96ZM128 181V180H127ZM140 181H142L141 179H140ZM189 181V180H188ZM207 181H209V180H207ZM226 181V180H225ZM239 181V180H238ZM248 181V180H247ZM29 182V181H28ZM33 182V181H32ZM31 182V183H32ZM39 182V181H38ZM45 182V181H44ZM62 182H63V180H62ZM65 182V181H64ZM69 182V181H68ZM75 182V183H76ZM134 182V183H135ZM181 182V181H180ZM195 182V181H194ZM200 182V181H199ZM202 182V181H201ZM210 182V181H209ZM229 182V181H228ZM3 183V182H2ZM1 183V184H2ZM9 183V182H8ZM7 183V184H8ZM22 183L23 182H21V185H22ZM30 183V182H29ZM49 183V182H48ZM52 183H54V182H52ZM58 183V182H57ZM56 183V184H57ZM85 183V182H84ZM88 183V182H87ZM122 183V182H121ZM130 183V182H129ZM140 183V182H139ZM146 183V182H145ZM150 183V182H149ZM185 183H186V181H185ZM190 183V182H189ZM203 183H204V181H203ZM233 183V182H232ZM239 183V182H238ZM244 183V182H243ZM242 183V184H243ZM258 183V182H257ZM261 183V182H260ZM6 184V185H7ZM17 184H19V183H17ZM55 184V183H54ZM55 184V186H57ZM71 184V183H70ZM89 184V183H88ZM124 184V183H123ZM125 184H128L127 182L125 183ZM144 184V183H143ZM155 184V183H154ZM178 184V183H177ZM214 184H216V183H214ZM218 184H220V183H218ZM225 185V183H222L221 182V185ZM240 184H241V182H240ZM246 184V183H245ZM248 184V183H247ZM262 184H264V183H262ZM4 185H5V183H4ZM5 185V186H6ZM34 185V184H33ZM32 185V186H33ZM63 185V184H62ZM66 185H67V183H66ZM77 185V184H76ZM75 185V189H77L78 190V188H77V186ZM82 185V184H81ZM140 185V184H139ZM148 185V184H147ZM175 185H176V182H175ZM174 185V186H175ZM188 185V184H187ZM190 185H191V183H190ZM197 185V184H196ZM201 186H202V184H200ZM204 185H205V183H204ZM209 185V184H208ZM221 185H219V186H221ZM227 185V184H226ZM244 185V184H243ZM243 185H240V186H243ZM253 185V184H252ZM259 185V184H258ZM5 186H3V187H5ZM10 186V185H9ZM20 186V185H19ZM26 186V185H25ZM31 186V185H30ZM29 186V187H30ZM46 186V185H45ZM61 186V185H60ZM68 186H71V185H69L68 184ZM74 186V185H73ZM72 186V188H74ZM85 186V185H84ZM87 186V185H86ZM152 186H153V184H152ZM151 186V187H152ZM200 186V187H201ZM212 186V185H211ZM239 186V185H238ZM249 186H250V184H249ZM249 186H248V188H249ZM256 186H257V184H256ZM18 187V186H17ZM42 187V186H41ZM151 187H149V189L151 188ZM179 187V186H178ZM191 187V186H190ZM203 187V186H202ZM205 187V186H204ZM208 187V186H207ZM210 187V186H209ZM246 187V186H245ZM2 188V187H1ZM31 188V187H30ZM40 188V187H39ZM55 188H57V187H55ZM54 188V189H55ZM82 188V187H81ZM84 188V187H83ZM137 188H139V186L137 187ZM146 188V187H145ZM175 188V187H174ZM187 188V187H186ZM189 188V187H188ZM195 188V187H194ZM199 188V187H198ZM213 188V187H212ZM212 188H211V190H212ZM221 188V187H220ZM223 188V187H222ZM231 188V187H230ZM238 188V187H237ZM247 188V187H246ZM253 188V187H252ZM256 188H258V189H262V188H264V185H259V186H257V187H255L254 189H256ZM13 189H15V188H13ZM12 189V190H13ZM20 189V188H19ZM22 189V188H21ZM34 189V188H33ZM32 189V190H33ZM44 190H45V188H43ZM50 189H52V188H50ZM61 189V188H60ZM63 189V188H62ZM61 189V190H62ZM65 189V188H64ZM71 189V188H70ZM184 189V188H183ZM207 189V188H206ZM210 189V188H209ZM209 189H207L208 191H209ZM218 189V188H217ZM224 189V188H223ZM222 189V190H223ZM229 189V188H228ZM236 189V188H235ZM235 189H229V190H235ZM239 189H241V188H239ZM244 189V188H243ZM250 189V188H249ZM5 190V189H4ZM8 190V189H7ZM18 190V189H17ZM16 190V191H17ZM30 190V189H29ZM57 190V189H56ZM66 190H68V188L66 189ZM151 190V189H150ZM181 190V189H180ZM193 190V189H192ZM198 190V189H197ZM202 190V189H201ZM211 190H210V192H211ZM216 190V189H215ZM236 190H238V189H236ZM252 190V189H251ZM250 190V191H251ZM264 190V189H263ZM14 191V190H13ZM19 191H21V190H19ZM23 191H24V189H23ZM36 191V190H35ZM41 191V190H40ZM53 191V190H52ZM69 191V190H68ZM72 191H73V189H72ZM127 191V190H126ZM128 191H131V190H128ZM127 191V192H128ZM194 191V190H193ZM192 191V192H193ZM202 191H204V190H202ZM228 191V190H227ZM230 191V192H231ZM240 191V190H239ZM245 191H247V190H245ZM249 191V192H250ZM255 191L256 190H254V192L253 193H255ZM8 192V191H7ZM32 192V191H31ZM34 192V191H33ZM39 192V191H38ZM42 192H44V191H42ZM50 192V191H49ZM58 192V191H57ZM121 192H122V190H121ZM120 192V193H121ZM132 192V191H131ZM130 192V194H132ZM137 192L139 193V191L137 190ZM142 192V191H141ZM176 192V191H175ZM179 192V191H178ZM181 192V191H180ZM191 192V193H192ZM198 192V191H197ZM236 192V191H235ZM238 192V191H237ZM260 192H262V191H260ZM4 193V192H3ZM41 193V192H40ZM54 193V192H53ZM69 193V192H68ZM124 193V192H123ZM134 193V192H133ZM177 193V192H176ZM186 193V192H185ZM206 193V192H205ZM1 194V193H0ZM4 194H6V193H4ZM22 194V193H21ZM26 194V193H25ZM35 194V193H34ZM55 194V193H54ZM53 194V195H54ZM61 194V193H60ZM60 194H58V195H60ZM122 194V193H121ZM147 194V193H146ZM150 194V193H149ZM148 194V195H149ZM193 194V193H192ZM219 194V193H218ZM230 194V193H229ZM235 194V193H234ZM233 194V195H234ZM250 194V193H249ZM257 194H258V192H257ZM9 195H10V193H9ZM14 195H15V193H14ZM23 195H24V193H23ZM53 195H51V198H52V196ZM56 195V194H55ZM62 195V194H61ZM141 195V194H140ZM232 195V194H231ZM242 195H244L243 193H242ZM241 195V196H242ZM12 196V195H11ZM16 196V195H15ZM17 196H18V194H17ZM21 196V195H20ZM28 196V195H27ZM35 196V195H34ZM33 196V197H34ZM57 196V195H56ZM191 196V195H190ZM218 196V195H217ZM235 196V195H234ZM249 196V195H248ZM7 197V196H6ZM5 197V198H6ZM25 197H26V195H25ZM29 197V196H28ZM27 197V198H28ZM46 197V196H45ZM48 197V196H47ZM54 197V196H53ZM59 197V196H58ZM113 197V196H112ZM125 197H126V195H125ZM136 197V196H135ZM134 197V198H135ZM148 197V196H147ZM149 197H150V195H149ZM176 197V196H175ZM182 197H185V196H182ZM206 197H208V196H206ZM211 197V196H210ZM221 197V196H220ZM231 197V196H230ZM230 197H228V198H230ZM246 197V196H245ZM8 198V197H7ZM18 198V197H17ZM20 198V197H19ZM26 198V199H27ZM44 198V197H43ZM61 198V197H60ZM106 198V197H105ZM107 198H108V196H107ZM107 198H106V200H107ZM120 197H118V199H119ZM178 198V197H177ZM180 198V197H179ZM192 198V197H191ZM194 198V197H193ZM192 198V199H193ZM214 198V197H213ZM212 198V199H213ZM227 197H226V199H228ZM233 198V197H232ZM239 198V197H238ZM240 198H242V197H240ZM259 198V197H258ZM22 199V198H21ZM42 199V198H41ZM59 199V198H58ZM57 199V200H58ZM62 199V198H61ZM63 199H65V198H63ZM67 199V198H66ZM111 199V198H110ZM113 199H114V197H113ZM120 199H122V198H120ZM119 199V200H120ZM137 199V198H136ZM197 199H198V197H197ZM200 199H202V198H200ZM218 199V197L216 198V200ZM220 199H223V198H219V200ZM237 199V198H236ZM256 199V198H255ZM260 199V198H259ZM1 200V199H0ZM4 200V199H3ZM20 200V199H19ZM28 200V199H27ZM33 200V199H32ZM37 200V199H36ZM118 200V202L120 203V205H121V201H119ZM130 200H131V198H130ZM130 200H128L127 199V202L128 201H130ZM142 200V199H141ZM176 200V199H175ZM178 201H182V198L181 199H177ZM176 200V201H177ZM206 200V199H205ZM205 200H202L201 202H207V201H205ZM207 200H208V198H207ZM209 200H211V198L209 199ZM219 200H218V202H219ZM247 200V199H246ZM252 200V199H251ZM257 200V199H256ZM15 201V200H14ZM46 201V200H45ZM49 201H51L50 199H49ZM138 201V200H137ZM238 201H240V200H238ZM242 201V200H241ZM250 201V200H249ZM260 201V200H259ZM264 201V200H263ZM18 202V201H17ZM20 202V201H19ZM47 202V201H46ZM111 202V201H110ZM117 202V203H118ZM133 202V201H132ZM170 202H173V201H170ZM197 202H199V201H197ZM218 202L216 203V204H218ZM224 202V201H223ZM226 202V201H225ZM234 202H235V200H234ZM253 202H255V200L253 201ZM262 202V201H261ZM2 203V202H1ZM13 204H14V202H12ZM11 203V204H12ZM59 203V202H58ZM86 203V202H85ZM95 203V202H94ZM98 203H99V201H98ZM100 203H101V201H100ZM99 203V204H100ZM108 203H109V200H108ZM111 203H113V202H111ZM135 203V202H134ZM145 203V202H144ZM143 203V204H144ZM181 203V202H180ZM183 204H184V202H182ZM189 203V202H188ZM191 203V202H190ZM236 203H237V200H236ZM239 203V202H238ZM237 203V204H238ZM257 203H258V200H257ZM3 204V203H2ZM7 204H8V202H7ZM11 204H9V205H11ZM16 204V203H15ZM19 204H21V203H19ZM83 204V203H82ZM97 204V203H96ZM99 204H97V205H93V206H96V207H98V205ZM125 204V203H124ZM136 204V203H135ZM142 204V205H143ZM145 204H147V202L145 203ZM144 204V205H145ZM177 204H179V203H177ZM198 204V203H197ZM200 204V203H199ZM256 204V203H255ZM262 204H264V203H262ZM26 205H29V204H26ZM55 205V204H54ZM53 205V207H55ZM63 205H65V204H63ZM88 205V204H87ZM102 205V204H101ZM118 205V204H117ZM141 205V206H142ZM175 205V204H174ZM188 205V204H187ZM187 205H186V207H187ZM2 206V205H1ZM13 206V205H12ZM15 206V205H14ZM21 206V205H20ZM25 206V205H24ZM59 206H60V204H59ZM62 206V205H61ZM82 206V205H81ZM84 206H85V204H84ZM109 206V205H108ZM131 206H132V204H131ZM170 206V205H169ZM177 206V205H176ZM175 206V207H176ZM181 206H183V205H181ZM198 206V205H197ZM212 206V205H211ZM217 206V205H216ZM215 206V207H216ZM264 206V205H263ZM2 207H4V206H2ZM16 207V206H15ZM28 207V206H27ZM57 207V206H56ZM96 207H95V209H96ZM117 207H119V206H117ZM116 207V208H117ZM144 207V206H143ZM147 207V206H146ZM180 207V206H179ZM191 207V206H190ZM200 207V206H199ZM214 207V206H213ZM7 208V207H6ZM5 208V209H6ZM11 208V206L9 207V209ZM52 208V207H51ZM59 208V207H58ZM103 208V207H102ZM108 208V207H107ZM112 208V207H111ZM127 208V207H126ZM132 208H134V206H132L131 207V209ZM141 208V207H140ZM178 208V207H177ZM188 208V207H187ZM192 208H194L195 209V207H192ZM205 208V207H204ZM203 208V209H204ZM12 209H14V208H12ZM19 209H20V207H19ZM23 209V208H22ZM28 210L30 209V208H27ZM94 209V210H95ZM109 209V208H108ZM113 209V208H112ZM111 209V210H112ZM118 209V208H117ZM121 209V208H120ZM123 209V208H122ZM169 209H170V207H169ZM179 209V208H178ZM180 209H184L183 207L182 208H180ZM186 209V208H185ZM201 209V208H200ZM210 209V208H209ZM4 210V209H3ZM17 210H18V208H17ZM24 210V209H23ZM100 210V209H99ZM104 211L106 210V209H103ZM110 210V211H111ZM114 210H115V208H114ZM128 210H129V208H128ZM133 210V209H132ZM140 209H138V211H139ZM190 210V209H189ZM193 210V209H192ZM1 211H2V209H1ZM96 211V210H95ZM104 211H103V213H104ZM108 211V210H107ZM113 211V210H112ZM179 211H181V210H179ZM187 211V210H186ZM185 211V212H186ZM203 211V210H202ZM207 211V210H206ZM6 212V211H5ZM23 212V211H22ZM99 212V211H98ZM101 212V211H100ZM115 212H116V210H115ZM119 212V211H118ZM126 212V211H125ZM135 212V211H134ZM178 212V211H177ZM176 212V213H177ZM194 212V211H193ZM197 212V211H196ZM201 212V211H200ZM205 212V211H204ZM13 213V212H12ZM18 213V212H17ZM25 213V212H24ZM63 213V212H62ZM110 213V212H109ZM127 213V212H126ZM175 213V212H174ZM173 213V214H174ZM180 213V212H179ZM178 213V214H179ZM184 213V212H183ZM191 213V212H190ZM198 213V212H197ZM66 214V213H65ZM99 214V213H98ZM97 214V215H98ZM133 214V213H132ZM170 214H172V212L170 213ZM177 214V215H178ZM200 214V213H199ZM202 214V213H201ZM19 215V214H18ZM21 215V214H20ZM59 215H60V213H59ZM120 215V214H119ZM136 215H138L137 213H136ZM184 215H185V213H184ZM5 216H8V215H5ZM14 216V215H13ZM16 216V215H15ZM64 216V215H63ZM62 216V217H63ZM114 216V215H113ZM129 216H130V213H129ZM135 216V215H134ZM12 217V216H11ZM17 217V216H16ZM109 217V216H108ZM127 217V216H126ZM12 218H14V217H12ZM105 218H106V216H105ZM105 218H101L100 217V220H102V219H105ZM130 218V217H129ZM21 219V218H20ZM98 219H99V217H98ZM110 219V218H109ZM117 219V218H116ZM132 219V218H131ZM137 219V218H136ZM136 219H134V220H136ZM15 220V219H14ZM59 220V219H58ZM63 220V219H62ZM61 220V221H62ZM72 220H73V218H72ZM77 220V219H76ZM123 220V219H122ZM130 220V219H129ZM128 220V221H129ZM140 220V219H139ZM71 220H69V222H70ZM107 221H108V219H107ZM111 221H113L112 219H111ZM65 222V221H64ZM73 222V221H72ZM76 222V221H75ZM114 222V221H113ZM118 222V221H117ZM116 222V223H117ZM122 222V221H121ZM136 222V221H135ZM137 222H138V219H137ZM125 223V222H124ZM60 224V223H59ZM107 224V223H106ZM111 224V223H110ZM134 224V223H133ZM76 225V224H75ZM60 226V225H59ZM69 226V225H68ZM107 226V225H106ZM116 226V225H115ZM131 226V225H130ZM58 227V226H57ZM128 227V226H127ZM134 227V226H133ZM63 228H65V227H63ZM122 228H124V226H122ZM137 228V227H136ZM66 229V228H65ZM72 229V228H71ZM116 229V228H115ZM126 229V228H125ZM129 229L131 230V228L129 227ZM128 229V232H130V230ZM56 230V229H55ZM127 230V229H126ZM126 230H123V232L124 231H126ZM135 229L133 228V230H132V232L134 231ZM136 232H138L137 230H135ZM134 231V232H135ZM57 232V231H56ZM61 232V231H60ZM64 232V231H63ZM62 232V233H63ZM84 232V231H83ZM53 233V232H52ZM55 233V232H54ZM61 233V234H62ZM77 233V232H76ZM81 233H82V231H81ZM127 233V232H126ZM57 234V233H56ZM61 234H60V236H61ZM74 234V233H73ZM128 234H130V233H128ZM132 234V233H131ZM59 235V234H58ZM85 235V234H84ZM84 235H83V237H84ZM87 235H89V234H87ZM94 235H96V234H93V236ZM51 236V235H50ZM98 236V235H97ZM57 237V236H56ZM63 237V236H62ZM90 237V236H89ZM92 237V236H91ZM52 238V237H51ZM55 238V237H54ZM57 238H59V237H57ZM48 239H50V238H48ZM82 239H84V238H82ZM87 239V238H86ZM54 240V239H53ZM61 240H62V238H61ZM51 241V240H50ZM60 241V240H59ZM80 241H81V239H80ZM91 241V240H90ZM92 241H93V238H92ZM56 242V241H55ZM49 243V242H48ZM51 243V242H50ZM54 246H56V245H54Z\"/></svg>",
  "mask_w": 264,
  "mask_h": 264
}]
</instances>
